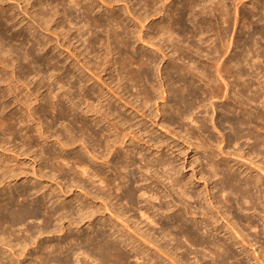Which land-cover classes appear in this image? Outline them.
<instances>
[{
    "label": "bare ground",
    "instance_id": "1",
    "mask_svg": "<svg viewBox=\"0 0 264 264\" xmlns=\"http://www.w3.org/2000/svg\"><path fill=\"white\" fill-rule=\"evenodd\" d=\"M16 1L20 2L21 0H16ZM26 1L27 0H25L24 2H26ZM86 1H87V5L91 4L90 6H92V4L95 3L94 0H86ZM120 1H122V0H98V3L100 2L101 4L104 5V7H106L105 13L102 14V15L107 14V16H108V22L106 23V21H105V24H102L98 20L100 17L98 19H95V20L92 19V17L94 15H92V17L90 15L92 13L94 14L95 11L92 8H90V6H85V7L81 6V7H79L81 5V1L80 0H48V2H49L48 6L49 7H51V6L54 7V12L53 13L51 11H47V10L44 11L42 6H43V3L46 4V2H42V1L39 2L40 3V7H41L40 10H39V4L38 3H37L38 6L35 3H32L35 6H37V8L33 7L34 10L37 9L39 11V12H36V15L38 16V18H37V16L34 13V15L36 16L37 20L39 19L38 21H41V24L45 25L46 27L50 26V24H55V26H56V28L54 30L55 37L57 35L59 38H61V37L63 39L67 38L68 43L71 44V45H68V46H66L67 45L66 44L65 47L64 46L62 47V45H60V43L57 42L59 44V45H57V47H61L62 49L65 50V52L68 49V53L67 54L69 56L68 57L66 56L65 61L66 60L68 61L70 59H72L74 61V62L72 61L73 63H70V64L72 65V67L74 69L73 71H76V73L71 75L70 74L71 72L70 73L68 72L69 70L67 71L69 74L66 73V71H65L66 74L62 72L63 74H65V78L62 79V77H61V76H63V74L61 73L62 70H59V69H61V67L60 68L58 67L59 66L58 64H59L60 61L59 60L55 61V57L50 58L48 56L49 58L46 59V60L44 58L45 61L43 60L41 62V64L39 62V64L41 66L44 65V64H47V66L49 65V67H50V65H51V67H50V70L52 69L51 71H54V72L58 71L57 73H59L58 75L61 78L60 79H56V80H57V85L59 84L58 86H60V88H58L59 89L58 91H63L62 95L59 94L60 92L59 93L57 92V93L54 94V96H52V94L54 93L53 91H55L54 89L57 88V87L53 88L54 86L50 85L51 83L50 84L44 83V80H43V82L42 81H39V82L37 81L36 84L38 86L35 85L36 87L34 86V89H31V86H30L31 84L29 85L30 87H28V85L25 84L26 80H24L25 79V75L27 73L26 74H22L23 73L22 71L25 68H22L21 71H19L17 69V71L19 73L18 74L16 73V74L18 76L11 74L12 72H10V75H12V77L9 75V71L8 70H10V67H12V66H10L11 65V61H9L10 58H7V57L12 52L15 53L14 52L15 49L12 47L14 50L13 49H9V50L7 49V51H5L7 47L6 48H4V47H5L6 44H7V46L10 44L11 39H10L9 43L7 41H5V40H9L8 38H6V35H5L6 31L4 32L2 30L3 28H4V30H6V28H5V26H3V28H2V26H1L2 24H0V66H1V68H0V83L1 84L2 83L3 84L4 83L7 84V88L5 90H3V88H2V92H4V93H2L3 95H1V96L4 98V100H5L6 97L8 98L9 96H13V97H15L14 101L17 102L21 106V109H22V107H24L23 109H25V111H26L28 120L27 121L25 120L26 116L24 117L25 119L22 118L23 120H21V121H23V123L25 122L24 125L26 126V127L25 126H21L22 129H24L23 127H25V129L27 131L29 130L28 133H32L33 128L35 130V127H36L37 130H35V133H36V131H39V133H40L39 134L40 135L39 138L42 137L45 140L46 143L50 142L49 138L52 137L53 133L51 134L52 131L49 132V134L51 136H48L49 134L47 132H46L47 133L46 134L44 131H42L43 129H42L41 121H38L36 119V116L38 115V110L35 111L36 108L32 107L31 102H30L31 98H33V97H35L34 101H35L36 105L40 104L41 101L44 100L43 102H45V106H46V104H49V108H50L51 112H54V113L58 112V117L60 119H66L69 116H71L70 120H72V118H73V123H74L72 125L73 126L74 125L75 126L78 125V127H79L78 133L79 134L81 133V135H83V136H88L87 140L90 138L89 140H91V142H92V140L95 142L94 148H91L92 151L89 150V153L91 155L90 159H92L94 161V165L95 166L97 165L99 167L96 170H93L92 169L93 167L90 169L89 166H87V164L90 165V162L92 160L90 162L88 161L89 163L87 162V164H86V161H84L85 159L83 160V157H79L77 159L73 158V159H75L74 162L76 164H78L79 167H81L80 170L83 169L82 173H80V174L83 177L85 176L87 178V181H89V180L91 181L90 183L93 186V188L95 189V192H88V190H86V189L89 188V186L88 187H83V186H80V185L78 186V184H80L81 181H80V183L77 182L78 184L76 185V187L77 188H81L83 190L82 192H84V195L86 196V199H89V201L92 200V202L94 204L97 203L96 201H100L99 202L100 204H98L96 206L92 205V206L95 207V208L92 209V208H90L91 207V205L89 204L90 202L89 203L87 202V204H89V206H87L86 202H81L80 201L81 198L79 199V197H78L79 201L76 199L79 202V204H80V205H78L80 207L79 212L76 210L77 213H78V217H77V215H76V218H74L75 216H73V215L69 216L70 212H69V215H68L67 208H65L66 206L63 207L62 204H60V206L62 205V210H60L61 208H59V210L63 211V210L66 209L67 214L66 213L65 214L68 215V216H66V215L64 216L63 212L59 213V211L57 210L58 208H56L55 210H52V212L48 213L49 214L48 215L49 219H51V218L55 219V216L57 217V215L61 214L60 216H58L59 217L58 220H59V223H61L60 224L61 226L57 222V225L60 226V228H59L60 230L59 231H61V232L66 228L65 226H63V221H67V220H68L67 223H68V225L70 227V230H71V227H74V232H75V229H77V231L80 232V225L82 223H84V221L87 220L88 223H89V228L88 229H90L91 232L87 233L86 237H82V236H85L84 233L77 234V232L73 233V232L70 231V234L69 233H67V235L65 234L66 236L69 237V238L67 237L69 239V241H67L68 242V246L65 245L63 247V246L59 245V247H57L58 245H56V246H48V247H46L47 253L44 254V252H42L44 255H40V256L37 257V264H47V263L48 264H75V262L77 264H79L80 261H77L78 258H79L78 257L79 255H81V256L84 255V256H86L88 258H94V257L96 258V257H98V259L97 258L96 259L97 260L100 259L101 262L102 261L104 262L107 259H113L114 258L117 262H120V264H122V263L127 262L128 260H126V259L131 256V255L128 256L127 251L124 252L126 250V248H129V250H130L129 252L130 253L132 252V253H134L136 255V258H137L136 261L137 260L139 262L141 261V264H164L165 261H168L167 264H199V263L200 264H206V262L208 260L207 258L210 259L209 260V264H231L230 261H232L231 260L232 256L230 254H232V253L229 254L230 250L228 251L227 248L226 249L223 248L225 245L222 246L223 244H217V242L215 240H214L215 243L214 242L213 243L209 242L210 240L207 241V239H205L204 233L205 232L208 233V232H230V231H232V232L235 233V236L237 237V239L241 240L239 242H241L243 246H246V245L250 246V247L254 246L253 244L250 245L249 241H247L249 239L248 236L246 237L245 234H241L240 233V232H244V231L239 228V226L235 222V219L233 218V216H232V218H230L231 215L227 214L225 211H223V209H225L224 207L222 208L220 206L219 207L217 206L219 204V202H220V201L218 202L217 194L218 193L219 194L221 193V195L227 194V196H225V199H223V203L232 202V200L235 198L233 201H237L236 203L238 204V206H241L242 200L245 201V203L243 201L244 204H247L248 200H245V199L248 198L249 199V203H251L250 205H251V207L253 209L259 207L260 203H258V202H259V200L260 201L263 200L261 197H264V195L262 196V190L264 189V183L262 184V181L264 180V151L261 150L262 148H264V135H263L264 132L261 133V131H264V112L261 111V113H260V110H259V113L257 114L258 111L257 112L254 111L252 108H254L255 106L253 107L252 104H251V103H254V104L256 103L255 105H257V104L259 105V103H260L259 101H260V99H262L261 97L264 94V80H263L264 79V0H240V2L238 0V3L241 5V8H243L242 9L243 12L246 10V8L248 6L246 4V2H251L252 3L253 6L251 8V11H252V13H254V16L257 17L256 20H255L257 25H254V26H256L254 33L258 36V40H260V41L259 42L257 40L255 41L254 40L255 39L254 35H249L247 40H245L244 42L243 41H239V40L235 41V48L238 49V50H237V52H234L232 50L235 54H234V56H233L231 61H230L231 57L229 59H223L224 57H226L227 52H229L231 44H228L226 46L224 44L225 40L223 42L224 45L221 46L222 43L219 44V42L221 41V38L223 37L222 33L226 34L228 32V30L230 29V27H231V26L230 27L228 26L229 24H231V23H229V21H230L229 20V15L231 13L227 9V6L225 5L226 3L224 4L222 0H141L140 2L143 1L144 5L146 7L145 8L143 6L145 8L144 12L142 11V9L139 10L137 8L141 12H139L137 9H134L135 7L132 4L133 8H131V6H127V16H126V18H122V16L119 15V13H116V12L110 15L109 13L114 11V7L112 5L114 3H117V2H120ZM124 1L129 3L132 0H124ZM176 2L178 3V5L176 4ZM54 5H56V6H54ZM65 5L68 6V8L65 9L64 13L61 16L60 13H59V7L60 6H65ZM249 5H251V4H249ZM78 7L80 9L83 8V11L81 10L82 17H80L81 15L79 17L77 16L78 19L80 18L81 20H84V23H85V21L87 23V25H86V23H85V25L82 24L81 27H78L79 25L77 26L76 23H73L74 22L73 13L76 11V10L74 11L73 8H75V9L77 8L78 9ZM0 9H1V7H0ZM3 10L4 9L0 10V14H1L0 19L4 18L9 23H10V21L14 20V17H15V20H16V15L14 17L9 15L10 12L12 13L13 9L12 10L11 9H9V10L5 9L4 11ZM92 10L94 12H92ZM78 11H79V9H78ZM96 13H98V12H96ZM217 15L219 17H221L223 24H226V26L223 28L222 31L218 30L219 28L216 26L217 27L216 30H218V37H216V38H214L212 40L213 37H211V35L209 33H210V31L212 32V30H210V29H213V28L211 27L212 23L210 24V22H212V21H210L211 19L209 20V17L213 18V16L216 17ZM39 16L41 18H39ZM54 16H61L60 17V21L55 20L56 17L54 19ZM252 16H253V14H252ZM249 17L250 16L246 12L243 13L242 20L244 21L243 22L244 25H245V21L249 20ZM82 18H84V19H82ZM151 18H153V19L150 20ZM58 19H59V17H58ZM15 20H14V22H15ZM119 20L122 23H119ZM235 21H237V20H235ZM67 22H68L67 25L70 24L69 26L74 25V24H76V25L73 26L74 28L71 26L72 28H70L69 30H66L65 29V25H66L65 23H67ZM146 22H149L148 25L145 24ZM39 23L40 22H38L37 25ZM82 23H83V21H82ZM137 23L139 25H141V30L138 29L139 31L137 30L138 34L136 35L135 34L136 31L134 30V27L137 26L136 25ZM41 24H39V25H41ZM121 24H122V26H121ZM32 26L34 28V26H36V25L32 24ZM103 26L107 30V34H108L107 35V39H106V43L104 44L105 48H106L105 49V53H104L105 57L104 58H99V59H101L100 61H97L98 57H96L97 58V60L95 59L96 61H93V60H92L93 62L89 61L92 58L88 59V61H87L86 58H88L90 56L89 54H92V52H94L96 50V46L98 47L99 43H102V39L99 38L100 36L97 34L96 30L98 28H102ZM116 26H118V28H121L119 30H122V31L120 32L117 29H115ZM13 27H14V25H13ZM39 27H37V28H39ZM85 27L90 29L91 32L88 31V33H90V36H88V33H86L85 30H88V29L85 28ZM213 27H214V25H213ZM33 28H32V30H33ZM241 28H243V26ZM244 28H246V27H244ZM83 29H84L86 34L84 33ZM38 30H40V29H38ZM31 31H30V33H31ZM72 31H74V33ZM214 31H215V29L213 30V32ZM213 32L211 34H213ZM71 33H73L72 35H74V36L76 35L73 40L77 41L78 44L81 43V46L79 45V48L82 47V46H85V49H83V50H85V52H88L87 54L84 53L83 51H80L76 47V44L74 45L72 43L71 36H70ZM33 34H34V32H33ZM33 34L31 35L32 37H33ZM246 34L247 33H245V35ZM251 34H253V33H251ZM8 35H9V33H8ZM38 35L36 37H38ZM40 35H41L42 38H44V39L46 38V37H43L42 34H40ZM85 35L88 36V37L85 38L86 37ZM221 35H222V37H221ZM188 36L190 37L191 40L190 41L188 40V42H187L185 40L187 39L186 37H188ZM20 37H22V36H20ZM24 37H22V38H24ZM32 37H29V38L32 39ZM237 37H239V36H237ZM246 37H247V35H246ZM11 38H14V37H11ZM29 38H26V40H28ZM48 38H50V37H48ZM40 39H38V43L35 42V40H34V42L36 43V48L35 49L39 50L41 48L42 49L41 52L46 48V46H48V44H50V43L52 44V42H54L53 40L51 41L50 39H48V41H46V42H44V41L42 42ZM241 39H243V37ZM30 40H28V41H30ZM133 40H137L138 42H141L143 44V46H145L146 49L142 50L141 52L135 50L134 53H132L131 43L133 44ZM62 41H64V40H62ZM3 42H5V43L7 42V43L4 45ZM34 42H32V43H34ZM2 43H3L4 47L2 46ZM134 43H136V42L134 41ZM261 43L263 44V47L261 45L259 46V44H261ZM37 44L39 45L40 48H37ZM11 45H9V48H11L10 47ZM23 45H21V46H23ZM41 46H43V47H41ZM113 46H115V47H113ZM121 46H122V48H124V49H126L128 51V52H126V58L124 60L122 58L120 60V61L123 60L122 62H118L117 61L118 59L115 62H113L114 61L113 59H115L114 58L115 54L116 53H121V51H120L121 50ZM255 46H256V48L254 49ZM207 49H209L208 50L209 53H208ZM29 50H32V49H29ZM16 51H18V50L16 49ZM32 51H35V50H32ZM204 51H206L208 54L204 55ZM46 52H45V54H47ZM103 52L104 51L102 50V53ZM36 53H38V52L36 51ZM5 54L7 55V57H5L6 56ZM16 54H18V56ZM16 54L14 55V57L17 56L16 57V59H17L18 57H20L19 56V52H17ZM84 54L87 55L88 57H84ZM136 54H139V55L136 56ZM24 55H23V57H24ZM31 55H32V53H26L25 56H27V59H28V56H31ZM34 55H35V53H33V56ZM38 55H40V54H38ZM108 55L110 56V58L107 57ZM120 55H119V57H120ZM10 56L12 58V55H10ZM82 56L84 57V60H86V63L80 60V58ZM23 57H22V59H23ZM202 57H203V59L204 58L207 59L206 61L204 60L205 63H202V61H203ZM227 57H228V55H227ZM56 58L59 59L60 57H56ZM24 59H26V57ZM36 60H34V62ZM39 60H37V61H39ZM63 60H64V58H63ZM17 61H18V59H17ZM24 61H26V60H24ZM231 62H233V64H230ZM60 63H62V62H60ZM20 65L22 66L21 63H20ZM20 65H19V69L21 68ZM40 65H38V66H40ZM114 65H117V66L119 65L118 69L124 71L125 74H126V75L123 74L124 76H121L122 74L119 73L120 79H119L118 82H120V83H119L118 88L119 89L122 88L121 90H122L123 93L126 92L127 89H128L127 87H123L124 83L127 84L126 86H128V84H129V86L131 85V87L132 86L134 87V85H136L137 87H138V85L140 86V84L143 85V86H141L142 87L141 89L139 88L140 89V94L138 92H136V94L138 93L139 96H141L139 98L142 99V103L139 100L141 104L138 101V103L140 104L139 106H137L138 104H137L136 101L132 102L134 105L130 103L131 101L127 102L129 100V98L127 100L124 99L125 97L123 96V94L119 93V91H117L116 89L113 90L112 89L113 87L111 88V86L108 85L106 81H104V78L101 76L102 75L101 73L102 72H106L107 73V71L109 69H110V71H112L111 69H112V67ZM27 66L28 65L26 64V67ZM27 68H29V66ZM143 68L147 69V71H149L150 72L149 74H151V75H152L151 71H153L154 69H156V72H158V74H161V80L162 81L158 84L159 86L158 85L156 86L155 83H157V82H155L156 80L154 81V85L156 86V88L158 87L157 89H154L155 87L151 89V88H149L147 86L150 83L149 82V74L147 72L144 73ZM247 68H248V70H247ZM14 69H12V71ZM212 69H214V71L216 72V76L218 77V79H221L224 82L225 85H223V87L225 86V90H224L225 92L223 91L221 83H219L218 80L214 77L215 75H213ZM120 70H119V72H120ZM249 70H251V73H249L250 72ZM33 71H35V70H33ZM35 72L38 73V71H35ZM35 72L32 73V74H36ZM77 72H78V75H77ZM39 73H40V71H39ZM39 73L37 75H35V76H38ZM51 73H53V72H51ZM155 73H153V75L156 76ZM87 74H89L90 76H87ZM41 75H43V74H41ZM54 75H53V77H54ZM151 75H150V77H153ZM164 75H165V78L163 77ZM44 77L42 79H44ZM59 77L57 76V78H59ZM75 78H76V80L79 81V83L80 82L82 83V85H81V83L79 85L82 86L80 88V90H81L82 93H84L83 97L80 95V97H82V99H80V97H77V98L80 99V101H78V102H74V100L72 99V97H75L76 95L74 96L75 93L73 94L71 89L75 88V84L77 85V83H78L76 81H73ZM232 78L234 79V82L236 81L237 84H234L233 81L232 82L230 81V79H232ZM254 78H255L256 81L254 80ZM94 79H96L97 82L104 88L108 89V86H110L109 92L111 90L112 91L111 92L112 95H114V97H116L117 100H119L121 102L123 101L124 105L127 108L129 107L132 111H135L134 113H136V114L135 115L132 114L133 117H130V118L129 117H125V116L122 117V115L124 113L121 110H123L126 107H124L123 109H120L119 107H117V108L113 107L110 104V102L112 100H110V97L108 96V94L104 92L103 88H100V85H98L96 83V81H93ZM108 80L109 79H107V81ZM123 81H125V82H123ZM54 82H55V79H54ZM200 82H202V83L204 82L203 84L206 85V86L210 82H212L213 83L212 86L214 87V89H211L210 87H212V86L209 84L210 85V87H209L210 90L207 91V90H205V88H203L199 84ZM113 84L111 83V85H113ZM176 84L178 86L180 84V86L178 88H175L174 86ZM53 85H56V84H53ZM149 85H152V87H153V84H149ZM46 87H47V90H48L49 94L41 99L42 96L41 97L38 96L39 94H41L39 92V90H41V89L43 90V88L46 89ZM77 87H79V86H77ZM240 87H242L243 91H246L245 92L246 96L244 95L246 97V99H245V97L242 96L243 94H241V95H239L240 96L239 98L240 99L242 98V100H238V99L232 100V102L235 101L234 105H235V108L237 107L236 109L232 108L231 106H228V105H226L224 108H222V110L220 111V114H222L223 119L221 118L222 119L221 121H223L222 122L223 128H224V126H226L225 124H227V125L229 124L230 127H231V133L233 135L230 136V137H232V139L230 138V140H228L229 142H233L234 141V143H236L238 145L239 139L243 140V139L246 138V140H248V141H253V144L250 145L251 147H250V149H248V152L242 151L241 149L239 150L237 148L238 152H241L240 154L238 152L236 153L237 150L234 151V152H231L230 150H229L230 152L227 151V150L225 151V148L224 149H222L221 147L219 148V146H221L220 144H219V146L217 145L218 146L217 149H220L219 153L221 155L219 154V156H224L227 153L226 156L227 155H230V156L233 155V156H235V158H238V160L241 159L242 162L243 161H247L245 163L249 164L250 167L248 166V164H247V166L250 169H248V167H247V169L244 170L245 172L243 171L242 173L239 174V173H237L241 169V167L238 166L239 164L237 165L238 166L237 170H235V166H231V163L229 164V161L225 160V159H224V161H226L227 163L225 162L226 165L223 168H222V164H221L220 160L218 162H216L217 160H215V162H213L214 161L213 160L212 163L208 162V163H210V164H208L209 168H207V169H209V171L207 170L208 173H209L208 179H204L202 177L203 173H205L207 171H205V172L202 171L203 173L201 174V177H202V179L207 181L206 183H208L212 179H217L214 182V185H215L214 188L218 189L217 190L218 192L213 191L215 189L212 188L213 189L212 190L213 193H211L212 192L211 190L210 191L207 190L208 192H206V193L204 192L205 193V195H204V193H202L200 191V189H198V191H200L201 193L200 192L198 193L197 190H196L197 193L196 192L193 193V191L192 192L189 191L190 187L191 186L193 187V185H191L190 182H189L190 183V185H189L187 182L184 181V179L182 177H179V175H177V174H179V171L176 170L175 165H174V163H176V161H170L171 160L170 158H173L172 154L175 152V150H172V148L170 149V151H174V152L170 153L171 154V156H169L170 158L166 160L164 157H167V154L164 152L166 155L162 156L164 153L161 154V152L159 151V148L160 149L162 147H167L168 148V145L165 144L166 143L165 141H167V140H165L163 142L160 141V140L159 141H154V140H157L155 137H153V132L154 131L151 130V131H153L152 133L149 131V129L146 127V126H148L146 121L151 123L152 126L153 125L156 126L157 124L155 123L156 122L155 118L158 117V114H160V112H161V118L163 116L166 118L167 115L170 114L171 112L169 113L167 111L168 114H167V112L165 113V110L161 109L163 105L164 106L165 105L166 106L169 105L168 107L172 110L171 114L173 115V113H174V116L178 115V117H179V119H181V121L182 120L183 121L184 120H190L192 118V115H194V111L195 110L199 111L200 109H202V112L205 113L206 108L209 107V105H210L211 109H213L214 111H217L219 106H216V103L213 100H219V101L221 100L222 101V99H226V100H228V99L230 100V98L233 99V97H231V96H235V95H231L232 93H230V92L233 91L234 89H237V88H240ZM97 90H98L97 95H98V99L100 100V102H98L99 103L98 106H95L97 103H93V102L95 101V99H94L95 96L94 95L96 94ZM24 91H26V93ZM128 91H130V90H128ZM23 92L25 93V95H24ZM91 92H93L94 95ZM155 92H158V94L160 95V99L162 101H164L161 107L157 106V103H158L156 101L157 97L154 99V95L153 94ZM77 93H79V92H77ZM250 93H252V94H250ZM127 95H130V94H127ZM236 96H238V95H236ZM92 98L94 100L93 102L91 101ZM153 99H154V101H153ZM66 100L69 101L68 103L71 104V107H72L71 108V110H72L71 112L68 110V107H67V105L65 103ZM76 100H78V99H76ZM96 100H97V98H96ZM101 100L107 101L108 104L107 103H106L107 105L104 104L103 102H101ZM134 100H136V99L134 98ZM205 100L211 101L210 104L209 105L205 104L204 103ZM170 101L172 103L173 102L174 103L170 104L169 103ZM155 102H157L154 105V106H157L156 107V113H155L156 115L154 114V111H152V106H153V103H155ZM17 103H15V104H17ZM262 103H263L262 105H264V102H262ZM42 104H40V106ZM83 104H85L84 108L82 107ZM249 104H250L251 107H249ZM4 105H5V103H4ZM4 105H3V107H4ZM6 105H7V103H6ZM6 105H5L4 108H8V106H6ZM135 105L137 107H135ZM261 107H264V106H261ZM103 108H105V109H103ZM21 109H20V111H21ZM146 109H147V111L143 112ZM207 109H209V108H207ZM256 109H257V107H255V110ZM237 110H239L240 111L239 114H241V115H238L239 117H235L234 118V117H231L229 115L231 112L232 113H237ZM25 111H24V113H25ZM68 111L70 112V114H69ZM40 113H44V112L40 111ZM198 113H200V112H198ZM20 114H21V117L23 115H25V114H22V113H20ZM127 114H128V112H127ZM242 114H243V116H242ZM235 115H237V114H235ZM235 115H233V116H235ZM39 116H40V114H39ZM138 117H140L141 120H138ZM168 117H169V115H168ZM168 117H167V119H168ZM172 117H170V119ZM203 117H205V116H203ZM203 117L201 119L202 121H199L200 120L199 119L195 123V124L199 125L198 129L194 128L196 130H194V129L190 130V129H187V127H185L186 128L185 130H187V133L185 134V136L181 135V134H183V133H181L182 131L178 132L176 130V128L175 129L173 128V127H179V126H175V124H174V126L170 125L169 123H167L168 121H166V123L168 125L165 123V126H163L161 128L162 124L165 122L164 119H163L164 122L161 121L162 124L160 125V123H158V125L160 126L161 130H164L166 132V134H168V135H170L172 137H177L179 140H182L183 143H185V144L187 143L186 145H189V148H193V150L196 152V154H198V152L202 150V152L205 155H206V153L209 152L212 155H214L216 157V159H219L218 155L215 154V151L217 152V150L215 149V151H214V147L212 148V145L214 144V142L216 140L212 143L211 142L212 140L210 139L209 135H208L209 137L206 136V138H204L205 136H203V138H202V134H204L203 133L204 131L205 132L210 131V129H208V131L206 129V127H207L206 124H208V121H206V120H207L208 117L206 116V118H204V120H203ZM11 118L13 119V117H11ZM37 118H39V117H37ZM1 119H3V118H0V126L3 127V128L6 127L8 132L11 131L12 134H14L13 130H12L13 129V125H12L13 123H11L12 120L11 119L1 120ZM40 120L44 121V119H40ZM171 120H174V119H171ZM30 121L36 123L37 126H34V127L32 126L30 128L29 127L30 126L29 124H31ZM133 121H136V122L133 123ZM194 122L195 121L193 120V123ZM48 123L49 122H47V124ZM215 124L216 123L214 122L215 130H217V131L220 130L221 131V129H218V127ZM48 125H47V127H49ZM75 126L73 128H75ZM140 126L142 128H144V130L142 131L144 133H142L140 131ZM171 126H172V128H171ZM52 128L53 127L51 126V129ZM46 129L48 131L50 130L48 128H46ZM150 129H151V126H150ZM168 129H172V131L168 130ZM76 130H77V128H76ZM220 131H218V132H220ZM66 132L70 133V134L73 133L72 129L69 128V127H68ZM184 132H186V131H184ZM148 133L151 134V136L149 135V137H151V139L150 140H145L146 139V135H148ZM59 134H58V136H61ZM25 135H26V133H25ZM29 135H32V134H29ZM37 135H38V132H37ZM55 135H53V136H55ZM76 135H74V136H76ZM180 135L182 137H180ZM58 136H56L57 139L59 138ZM74 136L71 135V139L69 141H65V142L64 141H58V142L62 145V148H70L71 149L70 151L76 150L73 147L75 145H78L77 143L80 142V143H83L82 145L87 150L88 149V145L86 146V144L83 142L84 140H86V137L83 140V137L80 138V137L77 136L80 139H76V137H74ZM221 136H223V138H224V135L221 134ZM27 137H30V136H27ZM33 137H35V136H33ZM69 138H70V136H69ZM161 138H162V136H161ZM28 139L30 140V138H28ZM37 139L38 138H36L34 140L38 141ZM212 139H214V138H212ZM237 140H238V142H235ZM225 141L223 140L222 143H224ZM30 142L28 141L29 144H30ZM128 142H129V144L127 145ZM219 142H221V141H219ZM3 143H4V141H3ZM32 143H36V142L34 141ZM250 143H252V142H250ZM36 144H39V143H36ZM236 144H233V145H236ZM26 145H28V144H26ZM42 145H44V144L41 143V146ZM143 145H144V147L146 145H148V148L145 149L143 147ZM230 145H232V144H230ZM0 146H1V143H0ZM34 146H35V144H34ZM34 146L31 148L32 150H33ZM95 146L99 147L100 150L102 149V151H105V152H97ZM170 146H171V144H170ZM5 147H6V145H5ZM43 147H41V148H43ZM152 147H153L152 151L155 150V153L153 154L152 157H151V155L150 156L148 155L149 156L148 157L146 155V153L149 150H151ZM229 147H227L226 149H228ZM177 148H179V147H177ZM234 148H236V147L234 146ZM24 149H25V146H24ZM36 149H38V148L36 147ZM51 149H53V148H51ZM20 150L18 152H20ZM39 150H41V149H38V151ZM65 150H68V149H65ZM231 150L233 151V147H232ZM36 151H34V153H36ZM38 151H37V153H38ZM62 151H63V149H62ZM62 151H61V153H62ZM163 151H165V150H163ZM26 152H27V154L28 153H30V154L33 153V151H31L30 148H28ZM40 152L41 151H39V154L41 156L44 155V151H42L41 153ZM49 152H51V154H52V151H49ZM57 152H58V150H57ZM179 152L184 153L182 150L179 151ZM179 152H177V153H179ZM5 153L7 154V150H6ZM23 153H25V150L22 151L21 154H23ZM66 153H69V151L66 152ZM66 153H64V154H66ZM27 154H24V155L27 156ZM56 154H55V157L52 158V162L54 160V162H59V163H57L59 165L61 163H63L64 166H69L71 164L72 159L70 161L69 160L70 157L69 158H64V157H62L61 155H58V154L56 156ZM77 154H80V153H77ZM184 154H186V153H184ZM36 155H34V156L37 158ZM205 155H203V156H205ZM41 156H39L37 158V160ZM51 156H53V155H51ZM65 156H67V155H65ZM186 156H185V160H186ZM137 157H138L139 161L141 163H143V166H139V165L137 166V164H138V162L136 163ZM200 157L201 156H198V158H200ZM36 158H34V161H36L35 160ZM195 158L197 159V157H195ZM195 158L193 157L192 159H194V161H196ZM205 158H207V161H208V158H210L209 154ZM223 158H226V157H223ZM229 158H232V156L229 157ZM11 159L12 158H10V160ZM41 159H43V160L45 159V161H46L47 157H45V156L43 157L42 156ZM41 159H39L40 162H41ZM50 159H51V157H50ZM183 159L184 158L180 157V160H183ZM7 160H9V159L7 158L5 160V162H7ZM203 160L201 161V158H200V159H197L196 162L197 163H199V161L203 162ZM114 161L116 163L113 164L112 172L116 173L119 176H117L115 174V177L111 176L113 178H110V176H109V178H108V177H106L107 175L104 174L105 172H103L101 166L103 165L102 167H104L105 165H107L110 168V164L114 163ZM241 161H239V162H241ZM2 162H4V161H2V159L0 158V186L3 185V187H6V188L9 187L10 189L19 188V187H16L18 185V184H16L18 177L21 176L22 174L25 175L28 171L26 173H23V172L21 173L20 171L16 170V169H18L16 167H15V169H10V170L6 171V167L9 166V164L11 162H9V163L7 162L8 164L5 163L7 166L4 165V163H2ZM196 162H195V164H196ZM63 164H61V165H63ZM56 165H54V166H56ZM59 165H58L59 168L57 170L58 171H64V168L62 166H59ZM176 165L179 166L178 164H176ZM135 166H137L138 168L135 167ZM193 166H194V164L192 162L191 167H193ZM183 167L185 168V165H183ZM251 167H252V170H251ZM131 168H132V170L133 169L134 170L130 172L129 169H131ZM224 168H226V170H228V172H229V170L230 171H232V170L234 171L235 170L234 171L235 175L234 174L231 175L230 173L226 174V171H225ZM88 169L92 170V172H89ZM103 169H105V167ZM135 169L140 174L141 180L143 181V183H145V184H143V186L146 185L147 182H148L147 184H150V185L154 184V183H157V184L163 185L164 186V190L166 189L165 190L166 194L165 195L163 194V193H165L164 190H163V193H162L163 195H160L161 191H159L160 194L158 192H155L154 191L155 189H152V186H150L151 189L147 188V187L144 188V190L146 189V191L142 190L143 187H140V190H142V192H140L139 187H137L138 190H139V192H138L137 190H135V188L133 189L130 186L134 191H137L140 194L142 193L141 196L143 198L146 197L147 198L146 200L149 201V203H150V201H153V200L154 201L155 200L156 201L159 200L161 207H159L160 209L158 208L156 210V212L161 213V215H164L166 218L170 219V221L168 223H166L165 225L160 227L161 228L162 237H160V236L159 237H154L155 234L151 233L152 234L151 235V234H149L148 231H146V229L143 230L144 228L143 229L140 228L141 227L140 224H141L142 221L138 220V221H141L139 223L134 218H132L130 216H127L128 213H126L127 211L123 210L124 207L123 206H122L123 208L121 207L122 204L121 205L118 204L119 205L118 206L113 201L114 198H113L112 193H111V191L113 189L116 190V191L114 190V193L115 192L117 193L116 195L121 194V193L125 194L128 188L126 189L125 192H121V191L125 190L123 188L126 187V185L128 183L133 185L131 183L132 182L131 180H127L126 181V179H127L128 175H130V177L132 176V178H134L133 176L135 175V173H134ZM25 170H24V172H25ZM41 170H43V169H41ZM76 170H77V168H76ZM76 170H74V171H76ZM195 170H196V168H195ZM253 170L257 171L258 174L254 175L255 171H253ZM21 171H23V170H21ZM119 171H123V172H125V174L127 172L128 175L126 174L124 176V174L121 173V172L119 174ZM193 171H194V169H193ZM241 171H242V169H241ZM33 172H36V170L33 171ZM65 172H67V170ZM88 172L92 173V174L90 175V174H88ZM44 173L45 172L43 171V174L39 173L40 174L39 175L36 172V174H38V176H43V178H44L45 175H47V174L44 175ZM107 173H109V172H107ZM236 173L239 174V175H237ZM33 174L35 175V173H33ZM61 174H63V176H64L63 172ZM57 175L60 176L59 173ZM48 176L50 178V176L55 177L56 175L53 176V174H52V175H47V177ZM65 176H67V173H65ZM80 177H77V178H80ZM205 177L207 178V175ZM38 178H41V177H37V180H36V178H34V179L36 181H38ZM43 178H41V180ZM72 178H74V177H72ZM136 178L139 180V178L137 176H136ZM63 179H64V177H63ZM66 179L67 180L70 179L69 174H68V177ZM33 180L32 181L30 180V182H33ZM78 180H81V179H78ZM84 180H86V179H84ZM190 180H191V178L189 179V181ZM26 181H28V180H26ZM51 181H52V179H51ZM13 182H14V185L12 186ZM71 182H69L70 185H72ZM136 182H138V181L135 179L134 183H136ZM165 182H166V184H165ZM191 182H193V181L191 180ZM140 183H142V182H140ZM69 184L67 183L65 185H69ZM137 184L138 183H136V185ZM157 184H155V185H157ZM41 185H43V184L41 183ZM44 185H43V187H44ZM57 185H58V187H60L61 191L64 192V190H66V187H64L65 185L62 186V184L60 182H57ZM81 185H83V184H81ZM141 185L142 184H140V186ZM261 185H263V186H261ZM28 186H29V184H28ZM35 186H37V185H35ZM38 186H40V185H38ZM133 186H135V185H133ZM158 186H160V185H158ZM50 187H51V185H50ZM68 187L69 186H67L68 192L65 191L66 193L70 192L71 188H68ZM72 187H73V185H72ZM261 187H263V189ZM22 188H24V187L22 186ZM22 188L20 187L21 190H22ZM45 188H47V187H44V189ZM0 189L2 190V188H0ZM20 189L18 190L19 193L21 192ZM34 189H35V191H37L36 192L37 194H38V192H40L39 189H37L36 187H34ZM40 190H41V187H40ZM128 190H129V192L126 193V194H130L131 192H134L133 190L132 191L130 189H128ZM193 190H195V189H193ZM10 191H12V190H8V192H10ZM15 191H17V190H15ZM48 191H50V190H48ZM255 191H256V193H255ZM32 192H33L32 194L35 193L34 191H32ZM50 192H51L50 195H53L54 193H56V192H54L52 190ZM10 193H11V196H13L12 192H10ZM16 193H18V192H16ZM66 193H64V194L62 193V194L65 195ZM135 193L136 192H134L133 195L137 194V193L136 194ZM259 193H260V196L258 195ZM42 194H43V200L46 199L48 193L44 191V192H42ZM16 195H18V194H16ZM28 195L30 196L29 193H28ZM54 195H53V197L55 198ZM121 195H119V196H121ZM23 196H24V194H23ZM23 196L21 198L22 200H23V198L25 199V196L24 197ZM56 196H57V194H56ZM61 196H59L60 199H61ZM119 196H117V197L120 198ZM125 196L128 197L129 195H125ZM131 196H132V194H131ZM141 196H139V198ZM232 196H234L233 199L231 198ZM117 197H115V198H117ZM124 197H123V199H127L126 197L125 198ZM36 198H34V199H36ZM11 199H13V197H11ZM40 199H41V197H40ZM82 199L84 200V198H82ZM16 200L17 199L13 200V202L16 201ZM38 200H39V196H38ZM55 200H56V198H55ZM55 200L53 199V201H55ZM118 200H120V199H118ZM40 201H38V203H41ZM57 201L58 200H56L54 203H56ZM176 201H179V202L177 203ZM92 202H91V204H92ZM14 203L16 204V202H14ZM19 203H21V202H19ZM43 203L44 202H42V204ZM54 203H53V205H55ZM60 203H61V201H60ZM62 203H63V201H62ZM132 203H133V201H132ZM146 203H148V202H146ZM192 203L198 204V207L196 205V207L194 208L193 207L194 205ZM24 204L27 205L28 207L30 205V204L28 205V204H26L24 202V203L21 204V205H23V207H20L17 204L18 205L17 206L18 209H13V210L9 209V204H7L5 208H3V209L1 208L0 212L2 213L3 212L2 210H4V212H6V214H8V216L4 214L6 217L0 218V225H2L4 222H8L12 227L18 226V225L24 223V221L26 219H28V218H36V217L39 216L38 214H41V211L38 210V208L36 209V210H38V213L36 214V212H37L36 210H34L35 211V213H34V212H32L33 208L30 211V209L27 206H26L27 208L24 207ZM263 204H264V202H263ZM66 205H68V204H66ZM206 205L209 206L210 208L205 207ZM38 207H40V206H38ZM148 208L146 209V211L142 212L141 218H143L144 221L147 222L149 225L150 224L151 225L154 224V226L155 225L157 226L158 225L156 223L157 222L156 221V217L157 216L156 215L152 216L150 214ZM175 208H177V209H175ZM241 209H242V207H241ZM43 210H44V207H43ZM127 210H128V208H127ZM39 211H40V213H39ZM70 211H71V209H70ZM104 212H107L109 214V216L113 218V220L118 221L121 224L122 227L119 228V226L111 218H107V216L104 214ZM169 212H172L173 214H168ZM130 213L131 212H129V214ZM2 215L3 214H1L0 216H2ZM44 215H45V213H44ZM44 215L42 214V219H43ZM98 216H100V217L97 219ZM188 216H189V218H188ZM68 217H70V218H68ZM189 219H191V222L189 221ZM220 220L224 221L229 229L227 228V229L224 230L223 229L224 227H222L223 225L219 224ZM51 221H53V220L51 219ZM130 222L133 223L134 227H132ZM164 223L165 222H163V224ZM190 224L192 225V227L190 226ZM107 228H109V231L112 232L111 234H109L110 232L106 231ZM9 229H12V228L10 227ZM68 230L69 229L67 227V231ZM1 231H3V230H1ZM56 231H58V230H56ZM152 231L150 230V232H152ZM9 232H10V230H9ZM30 232H31V230H30ZM51 232H53V231H51ZM106 232H108L109 235H107ZM130 232H132L134 235L132 233H130ZM139 232H141V234ZM146 232H148V233H146ZM200 232H203V233H200ZM11 233H13V232H11ZM38 233H40V232H38ZM130 234H132L135 238L137 237L136 239L137 240L139 239V242L133 236H131ZM8 235H10V234H8ZM243 235H245V236H243ZM30 236H32V235H30ZM8 237H11V236H8ZM109 238L112 239V240H110ZM65 239H66V237H65ZM183 239L185 241H188V244L190 243L191 248L195 247V249L198 250L199 253H201V256L197 255L198 257H200V259H197L196 262L194 260V263H190L189 260H188V262L185 261L187 259L186 257H184L186 259H183L181 257V252L184 253L186 251L187 253H189L188 250L186 249L185 245H184V243H187V242H183L184 241ZM229 239H231V240L233 239V241H235V244L239 245L238 242H237L238 240L236 241L233 237H230ZM162 240L165 241V243L163 242L164 244L161 243ZM2 241H4L5 245L9 246V249H7V250L9 251V254H11V256L13 257V259L12 258H10V259L7 258V259H9V261L11 262L17 257L18 253H16L15 250H16V248L19 245L18 244L14 245V243L12 244V241H11L10 238H3ZM33 242H34V240H33ZM218 242H220V241H218ZM82 244L83 245L85 244V246L82 247V248H85V249L81 248ZM120 244H123V247H122V245L120 246ZM35 245H36V243H35ZM76 245L80 246V248H79V250H80L79 252L80 253H78V251H76V252L73 251L74 250V246H76ZM2 246H3V244L1 243L0 247H2ZM26 246H27V244H26ZM212 246L214 247V249L212 248ZM27 249L28 248H26V247L23 249V254L19 255L16 258L17 261L19 260L20 257L23 256L25 258L27 256V252L29 251V250L27 251ZM64 249H66V250H64ZM195 249H194V251L192 249L191 250L193 252H195V253H198ZM152 251H154V253H152ZM67 252L68 253L71 252V254H67ZM53 253H60V254L65 255V256H63V258L62 257L61 258L60 257L57 258V256H56L55 259H52V257H51L50 258L51 260H49V256L51 254L53 255ZM254 253H255V255H257L256 256L257 262L259 264H264V260H263L264 257L262 258V256H264V252H263V255L261 253L262 256H260V254H259L260 252H257L256 250L254 251ZM4 254H6V252H4ZM4 254H2V255H4ZM74 255L76 256V260L73 263H71L73 261L72 257H75ZM186 255H188V254H186ZM3 257L4 256H2V258ZM5 259H6V257H5ZM195 259H196V257H195ZM111 261H114V260H111ZM0 264H2V263H0ZM11 264H13V263H11ZM17 264H20V260L18 261ZM34 264H36V263H34ZM232 264H235V263L232 262Z\"/></svg>",
    "mask_w": 264,
    "mask_h": 264
},
{
    "label": "rangeland",
    "instance_id": "2",
    "mask_svg": "<svg viewBox=\"0 0 264 264\" xmlns=\"http://www.w3.org/2000/svg\"><path fill=\"white\" fill-rule=\"evenodd\" d=\"M2 1V2H1ZM0 1V7H1V9H6V10H9V9H13L12 10V13L10 14L9 13V15H11V16H15L16 15V20H15V17H14V20H15V22H14V20L13 21H10V23L9 22H7L4 18H1L0 19V24H2L1 26H2V28H3V26H5V28H6V30H4V28L2 29L4 32H5V35H6V38H8L9 40H5V41H7L8 43H9V41H10V39H11V41H10V44L9 45H11L10 47L11 48H9V45L7 46V42L5 43V42H3L4 43V45H5V47H4V45H3V43H2V46L4 47V48H6V50L5 51H7V49L9 50V49H15V53H11L10 55H12V58H11V56L9 57H7V55L5 56V57H7V58H10L9 59V61H11V65L10 66H12V67H10V70H8L9 71V75H10V72H12L11 74H13V75H17L19 72L17 71V69L19 70V71H21V69L22 68H25L22 72V74H26L25 75V79L24 80H26V83L25 84H27L28 85V87H30L31 86V89H34V86L36 85V86H38L37 84H36V82L38 81H42L43 82V80H44V83H47V84H50V85H52V86H54L53 88H55V87H57V88H55L54 90L55 91H53L54 93L52 94V96H54V94L55 93H59V94H61L62 95V93H63V91H58L59 89L58 88H60V86H58L57 85V80L56 79H60L61 77H62V79L63 78H65V74L66 73H70L71 75L72 74H74V73H76V71H73L74 69H73V67H72V65L70 64V63H73L74 61L72 60V59H70V60H66L65 61V59H66V56L68 57L69 55L67 54L68 53V49H67V51L65 52V50L64 49H62L61 47H57V45H59L58 43H60V45H62V47L64 46L65 47V45L66 46H68V45H71V44H69L68 43V41H67V38L66 39H63L62 37L61 38H59L57 35H56V37H55V32H54V30H55V28H56V26H55V24H50V26H45V25H43V24H41V21H38L37 20V18H38V16L36 15V12H39L37 9H35L34 10V8L36 7L37 8V3L39 4V10L41 9V7H40V3L39 2H46V4H44L43 3V9H44V11H51L52 13L54 12V7L53 6H51V7H49L48 5V0H27L26 2H24L25 0H21L20 2L19 1H16V0H1ZM23 1V2H22ZM38 1V2H37ZM81 1V5L79 6V7H85V6H90L89 4L87 5V1L86 0H80ZM95 1V3L94 4H92V6H90V8H92L93 10H92V12H94V14L92 13H90L91 15V17H92V15H94L93 17H92V19L93 20H95V19H98L99 17V21L102 23V24H105V21H106V23L108 22V16H107V14H104V15H102L103 13H105V11H106V7H104V5L103 4H101L100 2L98 3V0H94ZM141 0H132L131 2H126V1H124V0H122V1H120V2H117V3H114L112 6L114 7V11L113 12H110L109 14L111 15V14H113V13H119V15H121L122 16V18H126V16H127V6H131V8H133V6H132V4L134 5V9H139V10H141L142 9V11L144 12V10H145V5H144V2L142 1V2H140ZM223 1V3L227 6V9L230 11V15H229V23H231V24H229L228 26L230 27V29L228 30V32L225 34H223L222 33V35H223V37H222V35H221V37L223 38H221V41L219 42V44L220 43H222L221 44V46L222 45H228V44H231V47H230V49H229V52H227V54H226V57H224L223 59H229L230 57V61L232 60V58H233V56H234V52H237V50L238 49H236L235 48V41H237V40H239V41H245V40H247V38H248V36L249 35H254V37H255V41L257 40L258 42L260 41V40H258V36L254 33V31H255V27L256 26H254V25H257L256 24V18L257 17H255L254 16V13H252V11H251V8H252V3L251 2H246V4L248 5L247 6V8H246V10L244 11V12H246L250 17H249V20H247V21H245V25L243 24V20H242V17H243V8H241V5L238 3V0H222ZM124 2V3H123ZM134 2V3H133ZM137 4H136V3ZM140 2V3H139ZM239 2H240V0H239ZM29 3V4H28ZM32 3H35L37 6H35L34 4H32ZM142 3V4H141ZM238 3V4H237ZM128 4V5H127ZM140 4V5H139ZM176 4L178 5V3L176 2ZM249 4H251V5H249ZM28 5V6H27ZM46 7H45V6ZM235 5V6H234ZM54 6H56V5H54ZM103 6V7H102ZM145 8H144V7ZM9 7V8H8ZM34 7V8H33ZM45 7V8H44ZM66 7V8H65ZM78 7V9H79V11H78V9L76 8H73V10L75 11L74 13H73V19H74V22L73 23H76L77 24V26L78 27H81V25L82 24H84L85 25V23H86V21H85V23H84V20H81L80 18L78 19V17L80 16V17H82V14H81V10L83 11V8H79ZM63 8V9H62ZM68 8V6H60L59 7V13H60V15L62 16V14L64 13V11H65V9H67ZM103 8V9H102ZM240 8V9H239ZM0 9V10H1ZM33 9V10H32ZM61 9V10H60ZM100 9V10H99ZM137 9V10H138ZM3 10V11H4ZM15 10V11H14ZM138 10V11H139ZM242 11V12H241ZM96 12H98V13H96ZM122 14H121V13ZM139 12H141V11H139ZM142 12V13H143ZM239 12V13H238ZM34 13H35V15L37 16V18H36V16L34 15ZM80 13V14H79ZM107 13V12H106ZM13 14V15H12ZM79 14V15H78ZM252 14H253V16H252ZM32 15V16H31ZM96 15V16H95ZM107 17H106V16ZM0 16H1V14H0ZM61 16H54V19H55V17H56V19L55 20H57V21H60V17ZM76 16V17H75ZM78 16V17H77ZM58 17H59V19H58ZM76 19H75V18ZM96 17V18H95ZM158 17V16H157ZM39 18H41L40 16H39ZM156 18V17H155ZM239 18V19H238ZM62 19V18H61ZM78 19V20H77ZM82 19H84V18H82ZM153 18H151L150 20H152ZM211 19V20H210ZM103 22H102V21ZM209 20L210 21H212V22H210V24L212 23V25H211V27L213 28V29H210V30H212V32H213V30L215 29V31L213 32V34H211L212 32L210 31V35H211V37H213L212 38V40L214 39V38H216V37H218V30H223V28L226 26V24H223V22H222V19H221V17H219L218 15L216 16V17H214L213 16V18H211V17H209ZM235 20H237V21H235ZM40 22L39 24H41V25H37V23L38 22ZM82 21H83V23H82ZM159 21V20H158ZM241 21V22H240ZM36 24H35V23ZM238 22V23H237ZM119 23H122L120 20H119ZM148 23L149 22H146L145 24L146 25H148ZM237 23V24H236ZM255 23V24H254ZM32 24H34V25H36L37 27H39V28H37L36 26H34V28H33V26H32ZM66 25L68 24V22L67 23H65ZM64 24V25H65ZM76 24H74V25H76ZM247 24V25H246ZM13 25H14V27H13ZM18 25V26H17ZM43 25V26H42ZM65 25V29L66 30H69L70 28H72L74 25H71V26H69V25H67L66 26ZM83 25V26H84ZM86 25H87V23H86ZM116 25V24H115ZM137 26L136 27H134V30L136 31V35L138 34V32H137V30L138 29H140L141 30V25H139L138 23L136 24ZM213 25H214V27H213ZM82 26V27H83ZM121 26H122V24H121ZM219 28L218 30H216L217 29V27ZM243 26V28H241ZM27 27V28H26ZM43 27V28H42ZM117 27V28H116ZM115 27V29H117L118 31H122V30H119V29H121V28H118V26H116ZM139 27V28H138ZM235 27V28H234ZM244 27H246V28H244ZM32 28H33V30H32ZM74 28V27H73ZM85 28H87V27H85ZM132 28V27H131ZM31 31V33L33 34V32H34V34H33V37L31 36L32 34L30 33V31ZM38 29H40V30H38ZM43 29V30H42ZM48 29V30H47ZM88 30H85L86 31V33H88V31L89 32H91L90 31V29L89 28H87ZM236 29V30H235ZM243 29V30H242ZM35 30V31H34ZM232 30V31H231ZM8 31V32H7ZM39 31V32H38ZM48 31V32H47ZM75 31V30H74ZM74 31H72L73 33H74ZM83 31H84V29H83ZM85 31H84V33H85ZM97 34L100 36L99 38H101L102 39V43H99V45H98V47L96 46V52L94 51V52H92V54H89L90 56L88 57L87 55H85L84 54V57H88V58H86V60L88 61V59H90V58H92L91 60H89V61H96L97 60V58L96 57H98V60L97 61H100L101 59H99V58H104L105 57V43H106V39H107V30L105 29V27L103 26L102 28H98L97 30ZM139 31V30H138ZM242 31V32H241ZM245 31V32H244ZM244 32V33H243ZM8 33H9V35H8ZM20 33V34H19ZM73 33H71L70 34V36H71V41H72V43L75 45L76 44V47L80 50V51H83L84 53H88V52H85V50H83V49H85V46H82V47H80L79 48V45L81 46V43H77V41H75V40H73L74 39V37L76 36H74V35H72ZM85 33V34H86ZM215 33V34H214ZM217 33V34H216ZM245 33H247L246 35H247V37H246V35H245ZM251 33H253V34H251ZM40 34H42V36L43 37H46L45 39L44 38H42L41 37V35L39 36ZM12 35V36H11ZM38 35V37H36ZM47 35V36H46ZM135 35V36H136ZM213 35V36H212ZM243 37V39H241L242 37ZM20 36H22V37H24V38H22V37H20ZM86 36V35H85ZM88 36H90V33H88ZM88 36H86L85 38H87ZM236 36V37H235ZM237 36H239V37H237ZM257 36V37H256ZM11 37H14V38H11ZM29 37H32V39L31 38H29ZM35 37V38H34ZM41 39H40V38ZM48 37H50V38H48ZM236 39H235V38ZM18 38V39H17ZM26 38H29L28 40H30V41H28V40H26ZM59 38V39H58ZM187 39L185 40V41H187L188 42V40L190 41L191 39H190V37L188 36V37H186ZM189 38V39H188ZM25 39V40H24ZM38 39H40L42 42L44 41V42H46V41H48V39H50L51 41L53 40L54 42H52V44L50 43V44H48V46H46V48L41 52V48L39 47V45L37 44V48H40L39 50L37 49H35L36 48V43L35 42H37L38 43ZM227 39V40H226ZM33 40V41H32ZM34 40H35V42H34ZM37 40V41H36ZM62 40H64V41H62ZM211 40V41H212ZM223 40V41H222ZM224 40H225V42H224ZM14 41V42H13ZM23 41V42H22ZM60 41V42H59ZM134 41L136 42V43H134ZM210 41V42H211ZM32 42H34V43H32ZM58 42V43H57ZM62 42V43H61ZM223 42H224V44H223ZM25 43V44H24ZM55 43V44H54ZM227 43V44H226ZM24 44V45H23ZM87 44V43H86ZM21 45H23V46H21ZM34 47H33V46ZM115 45V44H114ZM262 46L263 47V44L261 43V44H259V46ZM18 46V47H17ZM134 46V47H133ZM13 47V48H12ZM22 47V48H21ZM41 47H43V46H41ZM53 47V48H52ZM113 47H115V46H113ZM132 47V48H131ZM131 50H132V53H134V51L135 50H137V51H139V52H141L142 50H145L146 48H145V46H143V44L141 43V42H138L137 40H133V44L131 43ZM24 48V49H23ZM129 48V49H130ZM135 48V49H134ZM256 48V46L254 47V49ZM13 49V50H14ZM16 49L18 50V51H16ZM27 49V50H26ZM29 49H32V50H35V51H32V50H29ZM47 49V50H46ZM55 49V50H54ZM61 51H60V50ZM72 49V48H71ZM82 49V50H81ZM128 49V50H129ZM12 50V51H13ZM60 52H59V51ZM63 50V51H62ZM78 50V51H79ZM102 50L104 51L103 53H102ZM126 49H124V48H122V46H121V53H116L115 54V56H114V58L115 59H113L114 61L113 62H115L117 59V61L118 62H122L125 58H126V52H128L127 50L125 51ZM209 49H207V51H208ZM234 52H233V51ZM22 51V52H21ZM32 51V52H31ZM36 51L38 52V53H36ZM47 51V52H46ZM130 51V50H129ZM17 52H19V56L21 57H18L17 59H18V61H17V59H16V57L18 56V54H16ZM32 53V55L31 56H28V59H27V56H25L26 55V53ZM44 52V53H43ZM45 52L47 53V54H45ZM58 52V53H57ZM65 52V53H64ZM99 52V53H98ZM131 52V51H130ZM138 52V53H139ZM233 52V53H232ZM22 53V54H21ZM25 55H24V54ZM33 53H35V57L33 56ZM63 53V54H62ZM131 53V54H132ZM208 53H209V51H208ZM206 51H204V55L205 54H208ZM17 55V56H15L14 57V55ZM38 54H40V55H38ZM42 54V55H41ZM57 54V55H56ZM96 54V55H95ZM121 54V55H120ZM130 54V53H129ZM141 54V53H140ZM23 55H24V57H23ZM38 55V56H37ZM54 55V56H53ZM62 55V56H61ZM119 55H120V57H119ZM137 55H139V54H136V56ZM227 55H228V57H227ZM50 58H52V57H55V61H57V60H59L60 62H62V63H60L59 62V68L61 67V69H59V70H62L61 71V73L63 72V73H65V71H66V73L65 74H63V76H61V77H59V73H57L58 71H56V72H54V71H51L50 70V67H51V65H50V67H49V65L47 66V64H44V65H40L41 64V62L44 60V58H45V60L46 59H48L49 57ZM212 56V55H211ZM22 57H23V59H22ZM26 57V59H24ZM35 59H34V58ZM37 57V58H36ZM56 57H60L59 59H57ZM83 57V56H82ZM80 58V60L81 61H83V62H85L86 63V60H84V57L83 58ZM94 57V58H93ZM108 58H110V56L108 55L107 56ZM119 57V58H118ZM16 60H15V59ZM20 58V59H19ZM42 58V59H41ZM63 58H64V60H63ZM123 58V60L122 61H120L121 59ZM39 60V61H35L34 62V60ZM96 59V60H95ZM24 60H26V61H23ZM44 60V61H45ZM202 63H205L204 62V60L206 61L207 59L206 58H204L203 59V57H202ZM19 63H17V62ZM20 61V62H19ZM70 61V62H69ZM73 61V62H72ZM92 61V62H93ZM28 62V63H27ZM39 62H40V64H39ZM66 62V63H65ZM20 63L22 64V66L20 65ZM31 63V64H30ZM26 64L29 66V68H27L26 67ZM30 64V65H29ZM40 65V66H38V65ZM65 64V65H64ZM230 64H233V62H231ZM19 65H20V69H19ZM62 65V66H61ZM38 66V67H37ZM115 66V67H114ZM113 67H112V71H110V69L107 71V73L106 72H102L100 75L104 78V81H106L107 82V84L108 85H110L111 86V88L113 89V90H117V91H119V93H121V94H123V96L125 97L124 99H128L129 98V100L127 101V102H130L131 104H133L132 102H134V101H136L137 102V106H139L141 103H142V99L141 98H139V97H141V96H139V94H140V89L142 88L141 86H143V85H141L140 84V86L138 85V87L136 86V85H134V87L132 86L131 87V85L129 86V84H128V86H126L127 84H123V87H127L126 89H127V93L126 92H122V88L121 89H119L118 88V86H119V83L120 82H118L119 81V79H120V77H119V73L120 74H122L121 76H124V75H126L125 74V72L124 71H122V70H120V69H118L119 67V65L117 66V65H114ZM117 66V67H116ZM32 69H31V68ZM67 67V68H66ZM72 69H71V68ZM0 68H1V66H0ZM14 69L13 71H12V69ZM48 70H46V69ZM117 68V69H116ZM33 70H35V71H38V73H39V71H40V73L41 74H43V75H41L40 73H39V75L38 76H35V75H37L38 73H36L35 71H33ZM64 70V71H63ZM69 70V71H68ZM119 70H120V72H119ZM247 70H248V68H247ZM16 71V72H15ZM53 72V73H51V72ZM68 71V72H67ZM143 71H144V73L145 72H147L148 74L150 73L149 71H147V69H145V68H143ZM250 72L249 73H251V70H249ZM15 72V73H14ZM36 73V74H32V73ZM43 72V73H42ZM73 72V73H72ZM152 72V75L151 74H149V84H153V87H152V85H147L149 88H154V89H157L156 88V86L162 81L161 80V74H158V72H156V69H154L153 71H151ZM156 72V73H155ZM212 72H213V75H215L214 77L218 80V82L219 83H221V85H222V88H223V91L225 90V86L223 87V85H225L224 84V82L221 80V79H218V77L216 76V72L214 71V69H212ZM17 73V74H16ZM68 73V74H69ZM153 73H155L156 74V76L155 75H153ZM55 74V75H54ZM67 74V75H68ZM124 74V75H123ZM160 76H158V75ZM28 75V76H27ZM32 75V76H31ZM53 75H54V77H53ZM77 75H78V72H77ZM118 75V76H117ZM150 75L151 76H153V77H150ZM11 77H12V75H10ZM18 76V75H17ZM43 76H45L44 77V79H42L41 77ZM57 76L59 77V78H57ZM87 76H90L89 74H87ZM155 76V77H154ZM27 77V78H26ZM53 77V78H52ZM106 77V78H105ZM158 77V78H157ZM164 78H165V75L163 76ZM52 78V79H51ZM78 78V77H77ZM112 78V79H111ZM151 78V79H150ZM42 79V80H41ZM54 79H55V82H54ZM107 79H109L108 81H107ZM29 80V81H28ZM35 80V81H34ZM156 80V81H155ZM165 80V79H164ZM254 80H255V78H254ZM264 80V79H263ZM262 80V81H263ZM73 81H76V82H78L77 83V85L75 84V88H72L71 90H72V92H73V94H74V96L75 97H72V99L74 100V102H78V101H80V99H82V97H83V94L84 93H82L81 92V90H80V88L82 87V86H80L79 84L81 83H79V81L78 80H76V78L73 80ZM93 81H96V83L98 84V85H100L98 82H97V80L96 79H94ZM92 81V82H93ZM153 81V82H152ZM154 81L155 82H157V83H155V85H154ZM230 81L232 82L233 81V83L234 84H237L236 83V81L234 82V79L232 78V79H230ZM256 81V80H255ZM123 82H125V81H123ZM111 83L113 84V85H111ZM204 83V82H203ZM202 82H200L199 84L203 87V88H205V90H207V91H209L210 89H209V87H210V85L212 86L213 85V83L212 82H210L207 86L206 85H204ZM3 84V83H2ZM1 83H0V118H3V119H1V120H8V119H11L12 121H11V123H13L12 125H13V133L14 134H12V132L11 131H9L8 132V130L6 129V127H1L0 126V143H1V146H0V158L2 159V161H4V162H2V163H4V165H6L5 163H9V162H11L10 164H9V166H7L6 167V171L7 170H10V169H15V167L16 168H18V169H16L17 171H20L21 173L23 172V173H26L27 171V173L24 175V174H22L21 176H19L18 177V179H17V183L16 184H18L16 187H19V188H12V189H10L9 187H3V185H1L0 186V188H2V190L0 189V192L2 193H0V209L2 208H5L6 207V205L7 204H9V209H11V210H13V209H18V205L20 206V207H23V205H21L22 203H26V204H30L29 205V207L27 206V205H25L24 204V207H28L29 209H30V211L32 210V208H33V210H32V212H34L35 213V211L34 210H36L37 208H38V210H40L41 211V214H38L39 216L38 217H36V218H28V219H26L25 221H24V223H22V224H20V225H18V226H14V227H12L8 222H4L2 225H0V244L2 243L3 244V246L2 247H0V263H2V264H11V263H13V264H17L18 263V261L20 260V264H34V263H36L37 264V257L38 256H40V255H44V254H46L47 253V250H46V247H48V246H56V245H58L57 247H59V245L60 246H68V242L67 241H69V237L68 236H66L67 235V233H69L70 234V231L71 232H73V233H76L77 232V234H80V233H84V235L85 236H82V237H86L87 236V233H89V232H91L90 231V229H88L89 228V223H88V221L86 220V221H84V223H82L81 225H80V232H78L77 231V229H75V232H74V227H71V230H70V227H69V225H68V220L67 221H63V226H65L64 228V230L61 232V231H59L60 229V224L61 223H59V217L58 216H60V215H57V217L55 216V219H53V218H51L53 221H51V219H49L48 218V213L49 212H52V210H55L56 208H58L57 210L59 211V213H61V212H63L62 214L65 216L66 214H67V211H68V215H69V212H70V215L69 216H75L74 218H76V215H77V217H78V213H77V211L79 212V209H80V207L78 206V205H80L79 204V199L81 198V202H86V204H87V202L91 205V207L90 208H95L94 206H96V205H98V204H100L99 202L100 201H96L97 203L96 204H94L93 202H92V200H90L89 201V199H86V196L84 195V192H82L83 190L81 189V188H77L76 187V185L78 184V183H80V181H81V183L80 184H78V186L80 185V186H83V187H88L89 186V188H87L86 190H88V192H95V189L93 188V186L91 185V181L89 180V181H87V178L84 176H82L80 173H82V171H83V169L82 170H80L81 169V167H79L78 166V164H76L74 161H75V159H73V158H79V157H83V160L84 161H86V164H87V162L89 161H91L92 159H90L91 157V155H90V153H89V150H91L92 151V149L91 148H94V144H95V142L92 140V142H91V140H87V138H88V136H83V135H81V133L79 134L78 133V131H79V127H78V125H74L75 126V128H73L74 126L72 125V124H74L73 123V118H72V120H70L71 118V116H69L68 118H66V119H60L59 117H58V112H51L50 111V108H49V104H46V106H45V102H43V101H41V103L40 104H42L41 106H40V104H35V97H33V98H31V105H32V107H35L36 109H35V111H37L38 110V115L36 116V119L38 120V121H41V125H42V131H44L45 133L47 132L48 134H49V132H51V134L53 133V135H55V136H53L52 135V137H50L49 138V141L50 142H48V143H46L45 142V140L41 137V138H39L40 137V133H39V131H36V133H35V130H37V128L35 127V130H34V128H33V131H32V133H28V131L25 129V125H24V123H23V121H21V120H23L22 118H24L25 116V120L27 121L28 120V117H27V114H26V111H25V109H23L24 107H22V109H21V106L17 103V102H15L14 101V98L15 97H13V96H9L8 98L6 97L5 98V100H4V98L1 96V95H3L2 93H4V92H2V88H3V90H5L6 88H7V84L6 83H4L3 85H2ZM31 84V85H30ZM53 84H56V85H53ZM143 84V83H142ZM30 85V86H29ZM81 85H82V83H81ZM125 85V86H124ZM2 86V87H1ZM35 86V87H36ZM77 86H79V87H77ZM110 86H108V89L107 88H104V87H102L101 85H100V88H103L104 89V92L105 93H107L108 94V96L110 97V100H112L111 102H110V104L113 106V107H119L120 109H123L124 107H126L125 105H124V102L122 101H119V100H117V98L116 97H114V95H112V91L110 90V92H109V88H110ZM146 86V85H145ZM159 86V85H158ZM177 86V87H176ZM179 86H180V84H179ZM177 84L174 86L175 88H178L179 87ZM117 87V88H116ZM207 87V88H206ZM213 87V86H212ZM212 87H210L211 89H214V87L212 88ZM52 88V89H53ZM79 88V89H78ZM140 88V89H139ZM148 88V89H149ZM22 89V88H21ZM119 89V90H118ZM133 89V90H132ZM239 89V90H238ZM128 90H130V91H128ZM243 89H242V87H240V88H237V89H234L233 91H231L230 93H232L231 95H238V96H231V97H233V99L232 98H230V100L228 99V100H226V99H222V101L220 100H213L215 103H216V106H219V108H218V112L217 111H214L213 109H211V107H210V102L211 101H207V100H205L204 101V103L205 104H207V105H209V107H207V108H209V109H207L206 108V111H205V113H203L202 112V109H200L199 111L197 110H195L194 111V115H192V118L190 119V120H182L181 121V119H179V117H178V115H176V116H174V113H173V115L171 114L172 113V110L168 107L169 105H163L162 106V104H163V102L164 101H162L161 99H160V95L158 94V92H155L153 95H154V99L156 98V101L158 102H155V103H153V106H152V111H154V114L156 113V107L157 106H162V110H165V113L168 111L170 114H168V112H167V114L169 115V117H168V115H167V117H168V119H167V117L165 118L164 116V118L162 117L161 118V112H160V114H158V117H156L155 119V123L157 124L156 126H152V124L151 123H149L148 121H146L147 122V124H148V126H146L148 129H149V131L152 133L153 131V137H155L157 140H154V141H165V140H167V141H165L166 143L165 144H167L168 145V148L167 147H162L161 149L159 148V151L161 152V154H163L164 152L167 154V157H164L166 160L167 159H169L170 157L169 156H171V154L170 153H173L174 151H170V149L172 148V150H175V152L172 154V157L173 158H170L171 160L170 161H176V163H174V165H175V168H176V170H178L179 171V174H177V175H179V177H182L183 179H184V181L185 182H187L189 185H190V183H191V185H193V187L191 186L190 187V190L189 191H193V193L194 192H196L197 193V191H198V189H200V191L202 192V193H206V192H208V191H212L213 189L212 188H214L215 187V185H214V182L217 180V179H212L211 181H209L208 183H206L207 181L206 180H204V179H208V175H209V173H208V171H209V169H207V168H209L208 167V164H210V163H212V161L213 162H215V160H217L216 162H218L219 160L221 161V164H222V168L223 167H225V165H226V161H224V159L225 160H228L229 161V164L231 163V166H235V170H237V168H238V166L239 167H241V169H242V171H241V169L237 172V173H242L245 169H247V167L249 166V164H248V166H247V164L245 163V162H247V161H241V159H239L238 160V158H235V156H233V155H231L232 156V158H229V157H231L230 155H227L226 156V154L224 155V156H219V150L220 149H217L218 148V146H219V144L221 145V146H219V148L221 147L222 149H224L225 148V151L227 150V151H231V152H234V151H236V153L238 152V149L240 150H242V151H246V152H248V149H250V145L251 144H253V141H248V140H246V138L245 139H239V142H238V140L237 141H235V142H238V145L236 144V143H234V141L233 142H229L228 140H230V138L232 139V137H230V136H232L233 134L231 133V127H230V125L228 124H225L226 126H224V128H223V124H222V122L223 121H221L222 119H223V116H222V114H220V111L222 110V108H224L226 105H228V106H231L232 108H235V101H233L232 102V100H236V99H238V100H242V98L240 99L239 97V95H241V94H243L242 96L243 97H245L246 95H245V92L246 91H243ZM25 93H26V91H24ZM23 92V93H24ZM39 92L41 93V94H39L38 96H42L41 97V99L43 98V97H45V96H47L48 94H49V92H48V90H47V87H46V89L45 88H43V90L41 89V90H39ZM77 92H79V93H77ZM109 92V93H108ZM129 92V93H128ZM136 92H138L137 94H136ZM225 92V91H224ZM25 93H24V95H25ZM44 93V94H43ZM81 93V94H80ZM92 94H93V92H91ZM97 93H98V90L96 91V94L94 95L95 96V101L93 100V98L91 99V101L93 102V103H97L95 106H98L99 105V103L98 102H100V100L98 99V95H97ZM236 93V94H235ZM239 93V94H238ZM44 96H43V95ZM91 94V95H92ZM127 94H130V95H127ZM250 94H252V93H250ZM78 95V96H77ZM80 95L82 96V97H80ZM126 95V96H125ZM133 95V96H132ZM158 95V96H157ZM245 95V96H244ZM130 96V97H129ZM11 97V98H10ZM21 97V96H20ZM39 97V98H40ZM77 97H80V99L79 98H77ZM133 97V98H132ZM238 97V98H237ZM264 94L262 95V99H260V103H259V105L257 104V105H255L254 103H251L252 104V106L254 107H257V109L255 110V107L254 108H252L254 111H258L257 112V114L259 113V110H260V113H261V111L262 112H264V107H261V106H264V105H262L263 103L262 102H264ZM96 98H97V100H96ZM134 98L136 99V100H134ZM235 98V99H234ZM76 99H78V100H76ZM154 99H153V101H154ZM245 99H246V97H245ZM141 101V103H140V101ZM159 100V101H158ZM209 100V99H208ZM82 101V100H81ZM138 101H139V103H138ZM229 101V102H228ZM69 101H67L66 100V105H67V107H68V110L71 112L72 110H71V104L70 103H68ZM101 102H103L104 104H108V102L107 101H105V100H101ZM114 102V103H113ZM219 102V103H218ZM226 102V103H225ZM232 102V103H231ZM237 102V101H236ZM4 103H5V105H6V103H7V105L6 106H8V108H4L5 107V105H4ZM15 103H17V104H15ZM68 103V104H67ZM157 103V106H154L155 104ZM170 104H173L171 101L169 102ZM258 103V102H257ZM106 104V105H107ZM114 104V105H113ZM160 104V105H159ZM3 105H4V107H3ZM12 105V106H11ZM16 107H15V106ZM39 105V106H38ZM70 105V106H69ZM85 104H83L82 105V107L84 108L85 106H84ZM134 105V104H133ZM135 105V107H137ZM234 105V106H233ZM45 107V108H44ZM100 107V106H99ZM249 107H251L250 106V104H249ZM21 109V111H20V109ZM40 108V109H39ZM49 108V109H48ZM127 108V107H126ZM126 108H124L123 110H121L124 114L122 115V117H133L132 116V114L133 115H135L136 113H134L135 111H132L129 107L126 109ZM169 108V109H168ZM237 108V107H236ZM235 108V109H236ZM103 109H105V108H103ZM4 110V111H3ZM45 110V111H44ZM24 111H25V113H24ZM40 111L41 112H44V113H40ZM68 111V112H69ZM147 111V109L146 110H144L143 112H146ZM5 112V113H4ZM70 112H69V114H70ZM126 112V113H125ZM127 112H128V114H127ZM198 112H200V113H198ZM202 112V113H201ZM16 113V114H15ZM20 113H22V114H25V115H23L22 117H21V114ZM240 113V111L239 110H237V113H230L229 115L231 116V117H239L238 115H241V114H239ZM39 114H40V116H39ZM47 114V115H46ZM235 114H237V115H235ZM156 115V114H155ZM233 115H235V116H233ZM18 116V117H17ZM173 116V117H172ZM203 116H205V117H203ZM206 116L208 117L207 118V120L206 121H208V124H206V129H207V131H208V129H210V131H208V132H203L204 134H202V138H203V136H205L204 138H206V136L207 137H209L210 136V139L212 140L211 142L213 143L215 140V142H214V146L212 145V148L214 147V151H215V149L217 150V152L215 151V154L216 155H218V157H219V159H216V157L214 156V155H212L211 153H206V155L202 152V150L201 151H199L198 152V154H196V152L193 150V148H189V145H186L185 143H183V141L182 140H179L177 137H172V136H170V135H168V134H166V132L164 131V130H161V128L163 127V126H165V123H166V121H168L167 123H169L170 125H173L174 126V124H175V126H179V127H173L174 129L176 128V130L178 131V132H181V133H183V134H181L182 136H185V134L187 133V130H185L186 128L185 127H187V129H194V128H196V129H198V124H195L196 123V121H198L199 119V121H202L201 119H202V117H203V120H204V118H206ZM221 116V117H220ZM242 116H243V114H242ZM241 116V117H242ZM11 117H13V119L11 118ZM37 117H39L40 119H44V121L43 120H40L39 118H37ZM170 117H172L171 119H174V120H171L170 119ZM21 118V119H20ZM220 118V119H219ZM222 118V119H221ZM165 120V122H164V120ZM170 119V120H169ZM36 120V121H37ZM138 120H141L140 119V117H138ZM158 120V121H157ZM178 122H177V121ZM180 120V121H179ZM193 120L195 121L194 123H193ZM72 121V122H71ZM160 121V122H159ZM164 122L163 124H162V122ZM221 123H220V122ZM46 122V123H45ZM47 122H49L48 124H47ZM136 121H133V123H135ZM145 122V121H144ZM185 122V123H184ZM214 122L216 123L215 125L218 127V129H221V131L220 130H218V131H220V132H218L217 130H215V128H214ZM21 123V124H20ZM23 123V124H22ZM30 123L31 124H29L28 126L31 128L32 126L34 127V126H37L36 125V123H34V122H32V121H30ZM38 123V122H37ZM44 123V124H43ZM132 123V124H133ZM158 123H160V125L162 124V126H161V128H160V126L158 125ZM166 123V124H167ZM172 123V124H171ZM179 123V124H178ZM201 123V122H200ZM259 123V122H258ZM49 126V127H47V125ZM150 124V125H149ZM177 124V125H176ZM222 126H221V125ZM260 124V123H259ZM168 125V124H167ZM182 125V126H181ZM21 126H25V127H23L24 129H22V127ZM51 126L53 127L52 129H51ZM62 126V127H61ZM73 126V127H72ZM150 126H151V129H150ZM28 127V128H29ZM68 127L69 128H71L72 129V131H73V133L72 134H70V133H67L66 131H67V129H68ZM157 127V128H156ZM261 127V126H260ZM46 128H48V129H50L49 131L46 129ZM76 128H77V130H76ZM171 128H172V126H171ZM180 128V129H179ZM142 129V130H141ZM155 129V130H154ZM165 129V128H164ZM196 129H194V130H196ZM17 132H16V131ZM39 130V129H38ZM47 130V131H46ZM55 132H54V131ZM144 130V128H142L141 126H140V131L142 132ZM151 130H153V131H151ZM167 130V129H166ZM168 130H171L172 131V129H168ZM180 130V131H179ZM159 131V132H158ZM184 131H186V132H184ZM37 132H38V135H37ZM60 134H59V133ZM66 132V133H65ZM77 132V133H76ZM222 132V133H221ZM264 131H261V133H263ZM21 133V134H20ZM25 133H26V135H25ZM46 133V134H47ZM59 135H61V136H58V134ZM142 133H144V132H142ZM29 134H32V135H29ZM37 136H36V135ZM67 136H66V135ZM69 134V135H68ZM77 134V135H76ZM79 134V135H78ZM155 134V135H154ZM161 134V135H160ZM221 134L222 135H224V138H223V136H221ZM10 135V136H9ZM22 135V136H21ZM71 135L72 136H74V135H76V136H74V137H76V139H80V138H82L83 137V140H84V138L86 137V140H84L83 142L86 144V146L88 145V149L86 150L85 148H84V146L82 145L83 143H77L78 145H73L72 147L74 148V149H76V150H72V151H70L71 149L70 148H62V145L58 142V141H69L70 139H71ZM149 135L151 136V134H149L148 133V135H146V139L145 140H150L151 139V137H149ZM180 135V137H182ZM209 135V136H208ZM213 137H212V136ZM263 135H264V133H263ZM17 136V137H16ZM19 136V137H18ZM27 136H30V137H27ZM32 136V137H31ZM33 136H35L36 138H38L37 140L38 141H36V140H34V139H36L35 137H33ZM48 136H51L50 134L48 135ZM56 136H58L59 138V140L57 139V137ZM69 136H70V138H69ZM80 137V138H78V137ZM161 136H162V138H161ZM62 139H61V138ZM148 137V138H147ZM28 138H30V140L28 139ZM69 138V139H68ZM160 138V139H159ZM173 138V139H172ZM177 138V139H176ZM212 138H214V139H212ZM41 139V140H40ZM153 139V138H152ZM209 139V140H210ZM55 140V141H54ZM223 140L225 141L224 143H222L223 142ZM242 140V141H241ZM3 141H4V143H3ZM21 141V142H20ZM28 141L30 142V144L32 143V142H36V143H39V144H36V143H32L31 145L28 143ZM86 141V142H85ZM153 141V142H154ZM194 141V140H193ZM219 141H221V142H219ZM228 141V142H227ZM6 142V143H5ZM24 142V143H23ZM90 142V143H89ZM168 142V143H167ZM250 142H252V143H250ZM8 143V144H7ZM20 143V144H19ZM41 143L42 144H44V145H42L41 146ZM222 143V144H221ZM229 143V144H228ZM26 144H28V145H26ZM34 144H35V146H34ZM91 144V145H90ZM129 144V142L127 143V145ZM170 144H171V146H170ZM230 144H232V145H230ZM233 144H236V145H233ZM5 145H6V147H5ZM30 145V146H29ZM59 145V146H58ZM81 145V146H80ZM90 145V146H89ZM218 145V146H217ZM228 145V146H227ZM21 146V147H20ZM24 146H25V149H24ZM34 146V148H33V150L31 149L32 147ZM40 146V147H39ZM45 148H44V147ZM50 146V147H49ZM54 146V147H53ZM93 146V147H92ZM217 146V147H216ZM230 146V147H229ZM234 146L236 147V148H234ZM239 146V147H238ZM242 146V147H241ZM248 146V147H247ZM36 147L38 148V149H41V150H39V151H44V155H42L43 157L45 156V157H47V160L45 161V159L43 160V159H41L42 158V156L39 154V151H38V149H36ZM41 147H43V148H41ZM71 147V148H72ZM143 147H144V145H143ZM155 147V146H154ZM177 147H179V148H177ZM181 147V148H180ZM227 147H229L228 149H226ZM232 147H233V151L231 150L232 149ZM4 150H3V149ZM28 148H30V150L31 151H33V153H28L27 154V149ZM51 148H53V149H51ZM56 148V149H55ZM63 149V151H62V149ZM95 148H96V150H97V152H105V151H102V149L100 150V148L99 147H96L95 146ZM145 149H147L148 148V145H146L145 147H144ZM165 148V149H164ZM238 148V149H237ZM243 148V149H242ZM9 149V150H8ZM21 149V150H20ZM23 149V150H22ZM43 149V150H42ZM50 149V150H49ZM65 149H68V150H65ZM81 149V150H80ZM179 149V150H178ZM261 149V148H260ZM3 150V151H2ZM6 150H7V154L5 153L6 152ZM20 150V152L22 153V151H24L25 150V153H23V154H21L20 152H18ZM38 151V153H37V151ZM57 150H58V152H57ZM153 150V147L151 148V150H147L148 152L146 153V155L148 156H150L151 155V157L153 156V154L155 153V150L154 151H152ZM163 150H165V151H163ZM167 150V151H166ZM183 151L184 153H186V154H184V153H182V152H179V151ZM261 150H263L264 151V148H262ZM34 151H36V153H34ZM46 151V152H45ZM49 151H52V154H51V152H49ZM56 151V152H55ZM61 151H62V153H61ZM69 151V153H66V152H68ZM77 153H80V154H77ZM151 151V152H150ZM229 151V152H230ZM40 152V153H41ZM54 152V153H53ZM150 152V153H149ZM177 152H179V153H177ZM5 153V154H4ZM58 154V155H61L62 157H64V158H69L70 157V161H71V159H72V161H71V164L69 165V166H64V164L63 163H61V164H63V165H59V164H57V163H59V162H54V160H53V162H52V158L53 157H55V154ZM64 153H66V154H64ZM163 154L162 156H164V155H166V154ZM239 154L241 153V152H238ZM20 154V155H19ZM24 154H27V156L26 155H24ZM37 154V155H36ZM57 154H56V156H57ZM186 156V160H185V156ZM191 154V155H190ZM200 154V155H199ZM209 154V157L212 159H210V158H208V161H207V158H205L207 155ZM31 155V156H30ZM34 155H36L37 156V158L39 157V156H41L39 159H41V162H40V160L38 161L37 160V158L34 156ZM39 155V156H38ZM47 155V156H46ZM51 155H53V156H51ZM65 155H67V156H65ZM81 155V156H80ZM203 155H205V156H203ZM221 155V154H220ZM8 156V157H7ZM51 157V159H50V157ZM74 156V157H73ZM148 156V157H149ZM190 156V157H189ZM198 156H201L200 158H201V161L203 160V162H200L199 161V163H197L196 161H197V159H200V158H198ZM32 157V158H31ZM72 157V158H71ZM85 157V158H84ZM87 157V158H86ZM150 157V158H151ZM180 157H182V158H184L183 160H180ZM195 158V157H197V159L195 158V160L196 161H194V159H192V158ZM217 157V158H218ZM223 157H226V158H223ZM9 159V160H7V162H5V160L6 159ZM10 158H12L11 160H10ZM34 158H36L35 160L36 161H34ZM111 158V157H110ZM178 158V159H177ZM190 158V159H189ZM228 158V159H227ZM235 158V159H234ZM4 159V160H3ZM87 159V160H86ZM234 161H233V160ZM43 160V161H42ZM114 160V159H113ZM112 160V161H113ZM180 160V161H179ZM210 160V161H209ZM237 162H236V161ZM185 161V162H184ZM239 161H241V162H239ZM13 162V163H12ZM73 162V163H72ZM77 162V161H76ZM88 162V163H89ZM92 162V163H91ZM90 162V165H88L87 164V166H89V168L91 169L92 167V169L93 170H96L97 168H99L97 165L95 166L94 165V161L92 160ZM138 162V164H137V166L139 165V166H143V163H141L140 161H139V159H138V157H137V159H136V163ZM187 162V163H186ZM192 162H193V164H194V166L193 167H191V165H192ZM195 162H196V164H195ZM208 162H210V163H208ZM226 162V163H225ZM1 163V164H2ZM7 163V164H8ZM19 163V164H18ZM47 163V164H46ZM54 165H56V166H54ZM75 163V164H74ZM116 162L114 161V163H111L110 164V168L107 166V165H105L104 167H105V169H103L104 167H102L101 166V168H102V170H103V172H105L104 174L105 175H107L106 177H108L109 178V176H110V178H113V177H115V174L116 173H114V172H112V167H113V164H115ZM201 163V164H200ZM225 163V164H224ZM234 163V164H233ZM12 164V165H11ZM14 164V165H13ZM46 164V165H45ZM74 164V165H73ZM176 164H178L179 166H177ZM239 164V165H238ZM246 164V165H245ZM40 165V166H39ZM58 165L59 166H62L63 168H64V171H58L57 169L59 168L58 167ZM73 165V166H72ZM93 165V166H92ZM183 165H185V168L183 167ZM238 165V166H237ZM12 168H11V167ZM25 166V167H24ZM78 166V167H77ZM137 166H135V167H137ZM197 166V167H196ZM56 167V168H55ZM77 168V170H76V168ZM250 167V166H249ZM248 167V169H250ZM253 167V166H252ZM252 167H251V170H252ZM26 170H25V169ZM43 169V170H41V169ZM79 168V169H78ZM133 168V167H132ZM132 168L131 169H129L130 170V172L131 171H133L132 170ZM138 168V167H137ZM136 168V169H137ZM187 168V169H186ZM195 168H196V170H195ZM254 168V167H253ZM40 169V170H39ZM54 169V170H53ZM90 169H88L89 170V172H92V170H90ZM110 169V170H109ZM135 169V171H134V173H135V175L139 178V180L136 178V176L134 175L133 177L134 178H132V176L130 177V175H128L127 174V172H126V174L128 175L127 176V179H126V181L127 180H131L130 182L133 184V185H135V186H133V185H131L130 183H128L127 185H126V187H124L123 189H125L124 191H121V192H125L126 191V189L128 188V189H130L131 191L135 188V190H137L138 192H139V190H140V187H143V189L142 190H144V188H150V186H152V189H155L154 191L155 192H158L159 194H160V192L159 191H161V194L160 195H165L166 194V189L164 190V186L163 185H161V184H157V183H154V184H147L146 183V185H144L143 186V184H145V183H143V181L141 180V176H140V174L138 173V169L136 170ZM154 169V168H153ZM193 169H194V171H193ZM202 169V170H201ZM225 169V171H226V174L228 173H230L231 175H235V170L233 171H230L229 170V172H228V170H226V168H224ZM21 170H23V171H21ZM24 170H25V172H24ZM36 170V172L39 174H43V171L45 172L44 173V175L45 174H47V175H52L53 174V176H55V177H52V176H50V178H49V176L47 177V175H45L44 176V178H43V176H38V174H36V172H33V171H35ZM47 172H46V171ZM52 170V171H51ZM67 170V172H65ZM74 170H76V171H74ZM108 170V171H107ZM200 170V171H199ZM208 170V171H207ZM56 171V172H55ZM109 172V173H107V172ZM205 172V171H207V172H205V173H203V172ZM253 171H255V170H253ZM42 172V173H41ZM60 174V176L59 175H57L58 173ZM64 173V176H63V174H61V173ZM88 172V174H92V173H89ZM120 172L121 173H123L124 174V176L126 175L125 174V172H123V171H119V174H120ZM137 172V173H136ZM232 172V173H231ZM245 172V171H244ZM33 173H35V175L33 174ZM65 173H67V176H65ZM114 173V174H113ZM203 173V175H202V177L204 178V179H202V177H201V174ZM207 173V174H206ZM236 173V174H237ZM20 174V173H19ZM39 174V175H40ZM55 174V175H54ZM68 174H69V177H70V179H66L67 177H68ZM122 174V175H123ZM184 174V175H183ZM239 174H237V175H239ZM258 174V172L257 171H255V173H254V175H257ZM34 175V176H33ZM37 175V176H36ZM74 175V176H73ZM117 175V174H116ZM207 175V178L205 177V176ZM24 176V177H23ZM36 176V177H35ZM64 177V179H63V177ZM82 178H81V177ZM111 176H113V177H111ZM117 176H119V175H117ZM140 176V177H139ZM37 177H41V178H43L42 180H41V178H38V181H36L37 180ZM58 177V178H57ZM72 177H74V178H72ZM77 177H80V178H77ZM238 177V176H237ZM26 178V179H25ZM34 178H36V180L34 179ZM55 178V179H54ZM77 178V179H76ZM132 178V179H131ZM191 178V180L193 181V182H191V180L189 181V179ZM34 179V180H33ZM51 179H52V181H51ZM59 179V180H58ZM74 179V180H73ZM76 179V180H75ZM78 179H81V180H78ZM84 179H86V180H84ZM135 179L138 181V182H136V183H138L137 185H136V183H134V181H135ZM26 180H28V181H26ZM30 180L32 181L33 180V182H30ZM57 180V181H56ZM64 180V181H63ZM66 180V181H65ZM71 182V184L73 185V187H72V185H70L69 184V182ZM86 181V182H85ZM120 181V180H119ZM35 182V183H34ZM57 182H60L61 184H62V186L63 185H65V184H69V185H65L64 187H66V190H64V192L63 191H61V189H60V187H58V185H57ZM65 182V183H64ZM67 182V183H66ZM78 182V183H77ZM140 182H142V183H140ZM190 182V183H189ZM27 183V184H26ZM40 183V184H39ZM41 183L44 185V187H47V188H45L44 189V187H43V185H41ZM264 183V180L262 181V184ZM28 184H29V186H28ZM51 185V187H50V185ZM75 184V185H74ZM81 184H83V185H81ZM130 184V185H129ZM140 184H142L141 186H140ZM155 184H157V185H155ZM165 184H166V182H165ZM14 185V182L12 183V186ZM24 187V188H22V186ZM35 185H37V186H35ZM38 185H40V186H38ZM149 187H148V186ZM158 185H160V186H158ZM67 186H69L68 188H71L70 189V192L69 193H66V192H68V190H67ZM129 186V187H128ZM133 188H131V187ZM154 186V187H153ZM195 186V187H194ZM261 186H263V185H261ZM20 187L22 188V190L20 189ZM34 187H36L37 189H39V191L40 192H38V194L36 193L37 191H35V189H34ZM40 187H41V190H40ZM55 187V188H54ZM76 187V188H75ZM137 187H139V190H138V188ZM43 188V189H42ZM50 188V189H49ZM52 188V189H51ZM54 188V189H53ZM58 190H57V189ZM137 188V189H136ZM262 189H263V187H261ZM14 189V190H13ZM21 190V192L19 193V191L18 190ZM47 189V190H46ZM127 189V191H126V193H128L129 192V190ZM151 189V188H150ZM159 189V190H158ZM193 189H195V190H193ZM215 190H213V191H215V192H218L217 190L218 189H216V188H214ZM261 189V190H262ZM5 190V191H4ZM8 190H12V191H10V192H12V195L13 196H11V193L10 192H8ZM15 190H17V191H15ZM48 190H52V191H54V192H56V193H54L53 195L55 196V198H56V200H58L56 203H54L56 200H55V198L53 197V195H50V191H48ZM57 190V191H56ZM90 190V191H89ZM114 190L115 189H113L112 191H111V193H112V196H113V201H114V203H116L117 205L119 204V205H121V207L123 208V210L124 211H127L126 213H128L127 214V216H130V217H132V218H134L136 221H138V220H141V221H138L139 223L141 222V224H140V228H144L143 230H145L146 229V231H148L149 232V234H155L154 235V237H162V233H161V226H163V225H165L166 223H168L169 221H170V219L169 218H166L164 215H161V213H158V212H156V210L159 208V207H161L160 206V202H159V200H153V201H150V203H149V201H147L146 199V197L145 198H143L142 196H141V194L140 193H138L137 191H134V192H136L135 194L136 195H133V193L134 192H131L130 194H122L121 192V194H118V195H116L117 193L115 192L114 193ZM142 190H140V192H142ZM157 190V191H156ZM163 190H164V192L165 193H163ZM197 190V191H196ZM208 190V191H207ZM15 191V192H14ZM32 191H34L35 193L34 194H32L33 192ZM47 192L48 194H47V198L46 199H44L43 200V194H42V192ZM66 191V192H65ZM80 191V192H79ZM116 191V190H115ZM144 191H146V189L144 190ZM200 191H198V193L200 192ZM213 191L211 192V193H213ZM16 192H18V193H16ZM61 192V193H60ZM73 192V193H72ZM200 192V193H201ZM214 192V193H215ZM15 193V194H14ZM27 193V194H26ZM28 193L30 194V196L28 195ZM60 193V194H59ZM64 193H66L65 195H63ZM163 193V194H162ZM205 193H204V195H205ZM255 193H256V191H255ZM6 194V195H5ZM16 194H18V195H16ZM23 194H24V196H25V199L23 198V200L21 199L22 198V196H23ZM36 194V195H35ZM42 194V195H41ZM56 194H57V196L59 195V196H61V199H60V197L58 196H56ZM78 194V195H77ZM131 194H132V196H131ZM140 194V195H139ZM27 195V196H26ZM76 195V196H75ZM119 195H121V196H119ZM125 195H129L128 197L127 196H125L127 199H123V197ZM141 196L140 198H139V196ZM259 196H260V193L258 194ZM264 195V189L262 190V196ZM21 196V197H20ZM23 196V197H24ZM38 196H39V200H38ZM52 196V197H51ZM117 196H119L120 198H118ZM220 196V197H219ZM225 196H227V194H224V195H221V193L219 194H217V199H218V202H219V204L217 205L218 207L220 206V207H224L225 209H223V211H225L227 214H230L231 215V217L230 218H232V216H233V218L235 219V222L237 223V225L239 226V228L240 229H242L244 232H240L241 234H245L246 235V237L248 236V240L247 241H249V243H250V245H254V246H243L242 245V243L241 242H239V241H241L240 239H237V237L235 236V233L234 232H232V231H230V232H208V233H204V236H205V239H207V241L208 240H210L209 242H214L215 243V241L217 242V244H223L222 246H224L223 248H227L228 249V251H229V254L230 253H232V254H230L231 256H232V261H230V263L232 264V262L233 263H235V264H259L258 262H257V260H256V256L257 255H255V253H254V251L256 250L257 252H260L259 254H260V256H262L263 255V252H264V204H263V202H264V197H261L263 200H259V202L258 203H260V205H259V207L258 208H252L251 207V203H249V199L248 198H246L245 200H248L247 202V204H244L245 203V201L244 200H242V204H241V206H238V204L236 203L237 201H233L235 198H234V196H232L231 198L233 199L232 200V202H227V203H223V199H225ZM11 197H13V199H11ZM27 197V198H26ZM37 197V198H36ZM40 197H41V199H40ZM67 197V198H66ZM77 197V198H76ZM78 197H79V199H78ZM115 197H117L118 199H120V200H118L117 198H115ZM124 197V198H125ZM223 197V198H222ZM34 198H36V199H34ZM58 198V199H57ZM82 198H84V200L82 199ZM143 198V199H142ZM15 199H17L16 201H14V202H16V204L13 202V200H15ZM36 201H34V200ZM53 199L55 200V201H53ZM65 199V200H64ZM78 201H77V200ZM146 201H145V200ZM22 200V201H21ZM25 200V201H24ZM41 200V201H40ZM51 200V201H50ZM69 202H68V201ZM144 200V201H143ZM24 201V202H23ZM32 201V202H31ZM34 201V202H33ZM38 201H40L41 203H38ZM53 201V202H52ZM60 201H61V203H60ZM62 201H63V203H62ZM65 201V202H64ZM77 201V202H76ZM117 201V202H116ZM127 201V202H126ZM131 201V202H130ZM132 201H133V203H132ZM243 201H244V203H243ZM19 202H21V203H19ZM42 202H44L43 204H42ZM80 202V203H81ZM91 202H92V204H91ZM146 202H148V203H146ZM177 203L179 202V201H176ZM37 203V204H36ZM53 203L55 204V205H53ZM65 203V204H64ZM152 203V204H151ZM263 205H262V204ZM18 204V205H17ZM60 204H62L63 205V207L64 206H66L65 208H67V211H66V209L65 210H63V211H60V210H62V205L60 206ZM66 204H68V205H66ZM89 204H87V206H89ZM150 204V205H149ZM193 205V207L195 208L196 207V205H197V207H198V204H195V203H192ZM15 207H14V206ZM44 207V210H43V207ZM73 205V206H72ZM75 205V206H74ZM92 205H94V206H92ZM118 205V206H119ZM149 205V206H148ZM38 206H40V207H38ZM53 206V207H52ZM79 208H78V207ZM200 206V205H199ZM19 207V208H20ZM26 207V208H27ZM42 207V208H41ZM55 207V208H54ZM74 207V208H73ZM149 209V212H150V214L153 216V215H156L157 217H156V223L158 224L157 226L155 225L154 226V224L153 225H149L147 222H145L144 221V219L143 218H141V214H142V212L143 211H146V209L147 208ZM205 207H207V208H210L209 206H205ZM241 207H242V209H241ZM59 208H61L60 210H59ZM127 208H128V210H127ZM240 208V209H239ZM249 208V209H248ZM260 208V209H259ZM70 209H71V211H70ZM74 209V210H73ZM145 209V210H144ZM160 209V208H159ZM166 209V208H165ZM164 209V210H165ZM175 209H177V208H175ZM256 209V210H255ZM38 210H36L37 212H36V214L38 213ZM77 210V211H76ZM242 210V211H241ZM3 212L1 213V214H3L2 216H0V218H2V217H6L5 215H7L8 216V214H6V212H4V210H2ZM40 211H39V213H40ZM44 211V212H43ZM66 211V212H65ZM161 211V210H160ZM255 213H254V212ZM257 211V212H256ZM31 212V213H32ZM43 212V213H42ZM129 212H131L130 214H129ZM162 212V211H161ZM179 212V211H178ZM44 213H45V215H44ZM66 213V214H65ZM76 213V214H75ZM157 213V214H156ZM0 214V215H1ZM5 214V215H4ZM42 214L44 215L43 216V219H42ZM104 214L107 216V218H111L112 220H113V218L112 217H110L109 216V214L107 213V212H104ZM108 214V215H107ZM168 214H173L172 212H169ZM68 215H66V216H68ZM100 216H98L97 217V219L99 218ZM68 218H70V217H68ZM188 218H189V216H188ZM94 219V218H93ZM158 219V220H157ZM58 220V221H57ZM66 220V219H65ZM27 221V222H26ZM56 221V222H55ZM118 226H119V228H121L122 226H121V224L118 222V221H116V220H113ZM189 221L191 222V219H189ZM57 222L59 223V225H57ZM163 222H165L164 224H163ZM55 223V224H54ZM52 224V225H51ZM130 224L132 225V227H134V225H133V223H131L130 222ZM148 224V225H147ZM219 224L220 225H223L222 227H224L223 229L225 230V229H227L228 227H227V225L225 224V222L224 221H221L220 220V222H219ZM84 225V226H83ZM226 225V226H225ZM59 226V227H58ZM150 226V227H149ZM190 226L192 227V225L190 224ZM12 228V229H9V228ZM17 227V228H16ZM57 229H56V228ZM67 227H68V231H67ZM136 227V226H135ZM150 228V229H149ZM88 229V230H87ZM229 229V228H228ZM1 230H3V231H1ZM8 230V231H7ZM9 230H10V232H9ZM30 230H31V232H30ZM55 230V231H54ZM56 230H58V231H56ZM150 230L152 231V232H150ZM43 231V232H42ZM51 231H53V232H51ZM88 231V232H87ZM106 231H108V232H110L109 231V228H107V230ZM155 231V232H154ZM11 232H13V233H11ZM38 232H40V233H38ZM42 232V233H41ZM108 232H106V234L107 235H109V234H111L112 232H110L109 234H108ZM148 232H146V233H148ZM3 233V234H2ZM31 233V234H30ZM44 233V234H43ZM128 233V232H127ZM130 233H132V232H130ZM140 234H141V232H139ZM200 233H203V232H200ZM8 234H10V235H8ZM12 234V235H11ZM28 234V235H27ZM40 234V235H39ZM66 234V235H65ZM133 234V233H132ZM132 234H130L131 236H133ZM151 234V235H152ZM209 234V235H208ZM11 236V237H8V236ZM30 235H32V236H30ZM245 235H243V236H245ZM210 236V237H209ZM65 237H66V239H65ZM68 237V238H67ZM134 237V236H133ZM230 237H233L237 242H238V244L239 245H236L235 244V241H233V239L231 240V239H229ZM3 238H10L11 239V241H12V244L14 243V245H16V244H18L19 246L16 248V253H18L17 254V257L19 256V255H22L23 254V249L26 247V248H28L27 249V258L25 257H20L19 258V260L17 261V257L13 260V261H9V259L10 258H12L13 259V257L11 256V254H9V251L7 250V249H9V246H7V245H5L4 244V241H2L3 240ZM135 238V237H134ZM137 238V237H136ZM135 238V239H136ZM212 238V239H211ZM68 239V240H67ZM110 239V238H109ZM33 240H34V242H33ZM110 240H112V239H110ZM137 240V239H136ZM184 240V239H183ZM212 240V241H211ZM215 240V241H214ZM28 241V242H27ZM138 242H139V239L137 240ZM218 241H220V242H218ZM17 242V243H16ZM165 243V241L164 240H162V244H164ZM183 242H187V243H184V245H185V247H186V249L188 250V252L189 253H187L186 251L184 252V253H182L181 252V257L183 258V259H186L185 261H187L188 262V260H189V262L190 263H194V260H195V262L197 261V259H200V257H198V256H201V253H199V251L198 250H196L195 249V247H193V248H191V245H190V243L188 244V241H183ZM31 243V244H30ZM35 243H36V245H35ZM58 243V244H57ZM26 244H27V246H26ZM122 245V247H123V244H120V246ZM83 246H85V244L83 245H81V248L83 247ZM172 246V245H171ZM121 247V248H122ZM125 247V246H124ZM79 248H80V246H74V252H76V251H78V253H80L79 251ZM212 248L214 249V247L212 246ZM45 249V250H44ZM82 249H85V248H82ZM124 249V248H123ZM194 251V249L200 254H198V253H195V252H193L192 250ZM263 249V250H262ZM64 250H66V249H64ZM125 250V249H124ZM191 250V251H190ZM127 251V254H128V256L129 255H131L129 258H127L126 260H128L127 262H125V263H122V264H141V261L139 262L138 260L136 261V255L134 254V253H130L129 251V248H126V250L124 251V252H126ZM4 252H6V254H4ZM42 252H44V254L42 253ZM4 254V255H2V254ZM152 253H154V251H152ZM194 253V254H193ZM261 253H262V255H261ZM67 254H71V252H67ZM134 254V255H133ZM186 254H188V255H186ZM11 257H10V256ZM62 254H60V253H53V255L51 254L50 256H49V260H51L50 258L52 257V259H55V257L57 256V258H63V256H65V255H62ZM198 255V256H197ZM2 256H4L3 258H2ZM75 256V255H74ZM84 255H79L78 257V260L77 261H80L79 262V264H120V262H117L114 258L113 259H107V260H105L104 262L102 261H100V259L99 260H97L98 259V257H94V258H88V257H86V256H84ZM135 256V257H134ZM189 256V257H188ZM5 257H6V259L7 258H9V259H5ZM184 257H186V258H184ZM195 257H196V259H195ZM264 256H262V258H263ZM2 258V259H1ZM73 259V261L71 262V263H73L75 260H76V256L75 257H72ZM208 260H207V262H206V264L208 263L209 264V258H207ZM110 260V261H109ZM111 260H114V261H111ZM263 260H264V258H263ZM7 261V262H6ZM107 261V262H106ZM106 262V263H105ZM139 262V263H138ZM168 263V261H165L164 262V264H167ZM48 264V263H47ZM75 264H77L76 262H75ZM200 264V263H199Z\"/></svg>",
    "mask_w": 264,
    "mask_h": 264
}]
</instances>
